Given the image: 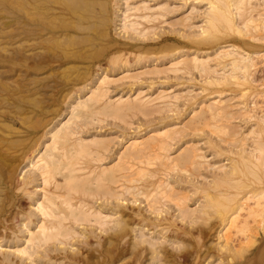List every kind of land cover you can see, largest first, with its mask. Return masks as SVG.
Here are the masks:
<instances>
[{
  "label": "rangeland",
  "instance_id": "374dc122",
  "mask_svg": "<svg viewBox=\"0 0 264 264\" xmlns=\"http://www.w3.org/2000/svg\"><path fill=\"white\" fill-rule=\"evenodd\" d=\"M22 0H0V98H3L4 96H6L5 98H4V100H2V102H1V100H0V110H1V108L2 109H5V110H8V111H5V110H1L0 111V141L2 142V140H3V142L1 143L0 142V148L2 149V150H0V158H1V160H0V165H2L3 167H1L0 166V186H1V188L0 189H3L4 190V192L5 193H3V191L2 190H0V196H2L0 199V207H1V205L3 206H6L5 207V210H4V212H0V263L1 264H18V263H20V264H29V263H31V264H53V263H55V264H74V262H75V264L77 263H79L80 262V264H126L127 263V261L129 262V261H133L134 260V253H136L135 252V250L136 251H138V250H141V249H144L145 247L146 248H148V250L146 251V252H144V255H146L144 258H146V259H144V258H142V260H141V262H140V264H162V263H165V264H186V263H189V264H227V262L229 263V264H264V253L263 254H260L259 252H260V249H261V247L263 246V244H264V225H263V220H262V217H261V221L259 220V219H257L258 217H256V219L259 221L258 223H257V221H256V219L254 220L253 218H252V220H250L251 218H249V224H252V225H249V226H252L251 228V230L250 231H248V232H246V233H243V235L241 236V233L242 232H240V234H239V232H237L236 231V229L234 230V228H232L231 229V231H229V232H232L233 231V233L236 235V233L235 232H237L238 233V236L236 235V236H234V234H233V237H231L232 235H231V233H228L229 235H230V237H231V239H230V241L232 240V243L229 241V245L231 246V247H233L234 246V248H237V250L238 249H241L240 247L241 246H243V245H241V243H242V241H244V243H242V244H244V249H248V250H242L243 252H242V254H241V252H240V254L241 255H238L237 256V254H236V256L234 255H231V256H229L228 258L230 259H225V261H224V259L222 258V256L221 255H223V254H221L222 253V251H221V249H220V251H218L219 250V247H221V245L224 243V241H225V238L223 237V235L222 234H224V236L226 235L227 236V232L225 231L226 230V228H225V225L227 224V223H224V225H223V223L222 222H220V221H222L221 219H223L220 215H218L217 214V212H216V210L213 208V207H206V205L208 204V201L206 202H204V199L205 200H208V197H206V193L208 192V190L210 189V192L211 193H213V191H215V190H211L212 188L214 189V182H216V180H217V182H218V180H220L219 179V176H220V174H224L225 173V171L228 169H231L232 167L231 166H234V165H236L237 164V166L238 165H240V166H238V168H240V169H243L242 171H244V169L245 168H242V167H244L243 165H242V163H243V160H244V158L242 159V156L243 157H246V156H248L247 158L249 159V158H251L249 155L251 154V153H254V154H257V155H259L258 153H257V150L254 148L256 145L258 146V144H254V143H252V139L253 138H258V135H260V131H258L257 129H258V127H260L261 128V125H262V127H264V124H263V120H264V40L262 39V41H260L259 39H260V35L259 34H261V38H262V36L264 35L263 33H262V31L260 32V30L257 32V33H259V34H257L255 31V33L254 32H252L251 31V37H248V34L250 33H243L242 32V34L241 33H239L238 31L239 30H228L227 28H224V27H220V30H219V32L220 33H222V34H216L215 35V37H217V40H219V41H217V40H215V38H214V40L215 41H212V40H210L209 38H208V40L206 39V41H205V39H203L202 37H200V36H198V34H200V31H201V28H202V26H205V19H206V17H204V16H206L205 15V10L206 9H209V5H208V3H206L207 2V0H201V4H200V1H198V0H142V1H144L145 3H146V5H147V3L149 4V5H147V6H149V7H151V8H156V7H158L159 5H161L162 3L165 5V7L166 8H164L163 9V12L161 11V10H157V12H156V14H155V16H157L158 17V19H160V17H161V19H160V22L159 21H156L157 20V17H156V19H154L155 20V22L153 21V22H150V23H146V22H144L143 23V25H145L147 28H151V31L152 32H149V33H147L148 31H150V29L148 30V31H146V29L147 28H143L144 30H143V32H144V34L143 35H145V36H143L141 33V35L142 36H140V34L138 33V32H135L134 30H132V29H128L127 28V30L128 31H126L125 29V27L123 26L124 24V20H125V16H124V13L128 10L127 8H131L132 6H134V5H136V4H141L140 2H142L141 0H110L109 2V11H108V15L105 13V18H107L108 17V19L109 20H111V21H107L106 23H102V20L101 19H97L96 21H94L95 23H96V25H94V28L92 27V24H90L91 26L88 28V29H90L91 28V30H84V31H79L78 30V32L76 31V32H74V31H71V37H73L74 39H72L70 36H58L57 34V36H52L50 33V35L48 34V35H45V36H47V38H49V39H47V43L45 42V45H44V47H43V53H44V55H43V53H42V55L40 56V55H37V54H33V57L34 56H36V58L35 59H33L32 57V59L33 60H26V58H25V54H26V48H25V44H24V38H23V33H24V28L25 27H23L24 26V20H23V18H24V11H23V9H24V6H22V5H24V4H22L23 2H21ZM140 1V2H139ZM193 1V2H192ZM197 1V2H196ZM203 1V2H202ZM205 1V2H204ZM113 2H114V4H113ZM138 2V3H137ZM144 2H142V3H144ZM126 3V4H125ZM136 3V4H135ZM161 3V4H160ZM192 3V4H191ZM199 4V6H198V4ZM204 3V4H203ZM111 4V5H110ZM113 4V5H112ZM130 4V6H128ZM162 4V5H163ZM116 5V6H115ZM155 5V6H154ZM196 5V6H195ZM207 5H208V7H207ZM113 6V7H112ZM127 6V7H126ZM154 6V7H153ZM116 7V8H115ZM125 7H126V9H125ZM207 7V8H206ZM111 8V9H110ZM119 9H120V11L122 12H120L119 11ZM166 9V10H165ZM113 10L114 11V13H113V11L111 12V11ZM165 10V11H164ZM125 11V12H124ZM131 10H128V12L131 14V15H134V11L131 13L130 12ZM207 11V10H206ZM119 12H120V14H119ZM118 13V14H117ZM128 13V14H129ZM255 14H257V11L256 12H254ZM158 14V15H157ZM122 15H123V17H122ZM138 15V14H137ZM161 15V16H160ZM23 16V17H22ZM160 16V17H159ZM246 16V15H245ZM109 17H111V19L109 18ZM131 17H133V16H131ZM187 18V19H186ZM204 18V19H203ZM59 19L60 20H63V17H59ZM186 19V20H185ZM112 20H113V22H112ZM57 21H59V20H57ZM100 23H99V22ZM109 22H111V23H109ZM203 22V23H202ZM237 22H239L240 24H242V21H240V20H237ZM153 23H155V24H153ZM239 23L237 24L238 26H240L239 25ZM99 24V25H98ZM100 24H101V26H100ZM111 26H110V25ZM148 24V25H147ZM86 26H88L87 24H85ZM103 25H106V26H103ZM152 25H154V26H152ZM156 25V26H155ZM200 25V26H199ZM202 25V26H201ZM243 25V24H242ZM100 27V29H98L97 27ZM95 27H96V29H98V30H96L95 29ZM125 29H124V28ZM152 27H156L154 30H152L153 28ZM93 28V29H92ZM104 28V29H103ZM105 28H106V30H105ZM103 29V30H102ZM100 30H102V32H103V34H101L102 32L100 31ZM223 30V31H222ZM225 30V31H224ZM90 31V32H89ZM133 31V32H132ZM226 31H229V32H227L226 33ZM235 31V32H234ZM237 31V32H236ZM97 32V33H96ZM98 32H101V33H98ZM108 32V33H107ZM134 32L136 33L135 35H134ZM140 32V31H139ZM231 32V33H230ZM233 32H234V35H233ZM241 32V31H240ZM79 33H81V34H79ZM83 33H85V35L83 34ZM93 33V34H92ZM104 33H107V34H105L104 35ZM133 33V34H132ZM146 33V34H145ZM218 33V32H217ZM225 35H224V34ZM235 33H238V35L237 34H235ZM254 33V34H253ZM72 34H74V35H72ZM87 34V35H86ZM101 34V35H100ZM139 36H138V35ZM229 36H228V35ZM257 34V35H256ZM263 34V35H262ZM75 35H77V36H75ZM80 35H81V37H83V36H87V38L86 37H84L85 38V40H83V39H81V41L78 39V36H79V38H80ZM99 35V36H98ZM107 35V36H106ZM246 35V36H245ZM250 35V34H249ZM254 36V38H256L257 37V39H258V41H257V39L255 40V39H253L252 37ZM255 35H256V37H255ZM49 36V37H48ZM91 36V37H90ZM102 36H104V37H102ZM135 38H133V37ZM185 36V37H184ZM52 37V38H51ZM53 37H56V39H57V41H54V38ZM66 37H68V38H70V39H63L62 41H66V43H61V42H59L60 41V38H66ZM91 39H90V38ZM98 37V38H97ZM132 37V38H131ZM259 37V38H258ZM76 38H77V41H76ZM92 38H93V40H92ZM199 38H201L200 40H203V41H205V42H203V41H198L199 40ZM50 39H51V41H50ZM55 39V40H56ZM96 39V40H95ZM198 39V40H197ZM221 39V40H220ZM249 39V40H248ZM53 40V41H52ZM68 40H70L69 41V43H68ZM71 40H72V42H71ZM224 40H226V41H224ZM255 40V41H254ZM74 41H76V42H74ZM80 41V42H79ZM82 41H84V42H82ZM89 41V42H88ZM92 41V42H91ZM210 41H212V43H210ZM223 41V42H222ZM23 42V43H22ZM53 44H52V43ZM56 42V43H55ZM57 42H58V44H57ZM88 42V43H87ZM201 42V43H200ZM203 42V43H202ZM220 42V43H219ZM222 42V43H221ZM255 42V43H254ZM55 43V44H54ZM64 46L65 44H73L72 46L70 45L69 47L67 46V47H63L61 44ZM76 43V44H75ZM80 45H79V44ZM82 43V44H81ZM219 43V44H218ZM227 43V44H226ZM235 43V44H234ZM260 43V44H259ZM92 44V45H91ZM114 44V45H113ZM116 44V45H115ZM225 44V45H224ZM230 44L231 45H236L237 46V48L238 49H240V50H244V51H246V52H249V53H253V55L255 54V53H258V52H260L259 53V56L260 57H255L256 58V60H255V63H256V70L254 71L253 70V73L255 72V75L252 73V71H251V74H253L252 76H251V79H250V77H247L246 78V81H245V78H244V81L243 80H241V79H243V77H242V73L241 74H239V75H241V79H238V80H232L231 79V76H229L230 75V72H229V70H231L232 71V68L230 67L231 65L230 64H228L229 65V68L227 67V63H228V61H229V63H230V57H228V58H225L224 59V61H223V59H221L220 57H218V51H219V49L220 48H228V46H230ZM239 44V45H238ZM245 44H247V45H245ZM248 44H253L254 45V47H253V45H248ZM258 44H259V46L260 45H262V46H260L259 48H258ZM46 45H48V46H46ZM54 45H56V46H54ZM77 45V46H76ZM86 45V46H85ZM110 45H113V46H110ZM219 45V46H218ZM223 45V46H222ZM227 45V46H226ZM233 45V46H234ZM243 47H242V46ZM256 45V46H255ZM49 46H51V47H49ZM61 46H62V48L63 49H60L61 48ZM88 46V47H87ZM90 46H92L93 48H91ZM212 46V47H211ZM215 46V47H214ZM224 46H226V47H224ZM241 46V47H240ZM55 47H57V48H54ZM60 47V48H59ZM82 47H84V50H85V52H84V50H83V48ZM87 47V48H86ZM105 47V48H104ZM67 49V50H65V49ZM76 48V49H75ZM86 48V49H85ZM99 48H101L102 50H100ZM186 48H188L187 50H186ZM189 48H191L190 50H189ZM200 48V49H199ZM210 48V49H209ZM241 48H243V49H241ZM244 48H246V49H244ZM25 49V50H24ZM47 49H50V52H51V50H53L52 52H53V54H50L49 55V50H48V52H47ZM72 49V50H71ZM89 49H91V50H89ZM105 49V50H104ZM5 50V51H4ZM46 50V51H45ZM57 50V51H56ZM64 50H65V52L67 53V54H73L72 52H70V51H73V50H75V51H73L74 52V54H76V53H79V50H80V53H82L83 52V55H84V57H81V58H78L77 56H75V55H68L67 57H66V55H63V53H65L64 52ZM77 50V51H76ZM93 50H95V51H93ZM100 50V51H99ZM115 50H117L118 52H116ZM200 50V51H199ZM210 50V51H209ZM214 50V51H213ZM251 50H252V52H251ZM25 53H24V52ZM57 52V54H55L54 55V52ZM67 51H69V52H67ZM82 51V52H81ZM89 51V52H88ZM105 51V52H104ZM189 51H190V53H189ZM204 51V52H203ZM207 51H208V53H207ZM47 52V53H46ZM51 52V53H52ZM63 52V53H62ZM76 52V53H75ZM88 52V53H87ZM194 52V53H193ZM262 52V53H261ZM46 53V54H45ZM94 53V54H93ZM114 53H117L118 55L116 56V54L114 55ZM206 53V54H205ZM217 53V54H216ZM48 54V55H47ZM60 54V55H59ZM87 54V55H86ZM89 54H91V55H89ZM113 54V55H112ZM188 55V56H193V55H199L200 56V54H201V56L200 57H204V58H207V57H211L213 60H214V58H213V56H215L216 58H217V60L219 59H221L220 61L218 60V61H216V58H215V62H211V60H210V62H208L209 63V65H211V66H208V67H206V69L208 68H211L212 67V69L210 70H208V73H206L207 72V70L206 69H201V68H195V67H191L192 66V64L190 65H188L189 66V68L190 69H184V68H182V67H180V70H178V72L177 71H175L174 73H172V72H170L169 71V69L170 70H174V68H172V67H169V66H171L170 65V62L172 61V60H174L176 57H178L179 55ZM217 56H216V55ZM61 56V58H59L58 57V59L55 57V56ZM38 56L39 57H42V59L41 58H39L38 59ZM49 56H51L50 58H49ZM111 56H113L112 58H111V60L109 59ZM118 56H121V57H118ZM124 56V57H123ZM141 57V59H140V57ZM53 57V58H52ZM65 57H66V59H67V61H65L66 59H65ZM72 57H74V58H72ZM76 57V58H75ZM80 57V56H79ZM87 57H89V58H87ZM117 57V58H116ZM125 57H126V60H124L125 59ZM173 57V58H172ZM175 57V58H174ZM262 57V58H261ZM30 58V59H31ZM56 58V59H55ZM86 58V59H85ZM115 58V59H114ZM122 58H123V61H122ZM136 58H139V59H136ZM146 58V59H145ZM171 58V59H170ZM37 59V60H36ZM47 60V62L49 61H51L50 63L48 62H45V60ZM51 59V60H50ZM71 59V60H70ZM73 59V60H72ZM76 59V60H75ZM118 59H119V61H118ZM133 61H131V60ZM136 59V60H135ZM142 59H145V61H143ZM147 59H151L153 62H151V61H149L148 62V60ZM229 59V60H228ZM25 60V61H24ZM39 60V61H38ZM42 60H44V62L41 61ZM53 60V61H52ZM77 61V62H75V61ZM120 60H121V63H119L120 62ZM140 60V61H139ZM208 60H209V58H208ZM26 61H28L27 63H26ZM38 61V62H37ZM73 61H74V63H73ZM85 61V62H84ZM110 61H112V63H109ZM114 61H117V63L116 62H114ZM136 61H137V64H136ZM142 61H143V63H142ZM148 63H147V62ZM226 61V62H225ZM40 62V63H39ZM88 62V63H87ZM127 62V63H126ZM131 62L132 63H134V64H131ZM15 63V64H14ZM26 63V64H25ZM34 63V64H33ZM68 63H70V64H68ZM82 65H81V64ZM119 63V65H117ZM128 63L130 64L129 66V68H128ZM140 63H142L141 65H140ZM216 63V64H215ZM28 64V65H27ZM32 64H33V66H35V67H32ZM38 66V68H36V65ZM49 65V67H48V65ZM58 64H60V65H58ZM65 64V65H64ZM66 64H67V66H69L68 68L69 69H67V66H66ZM74 65V66H70V65ZM79 64V66H77V65ZM85 64V65H84ZM91 64V65H90ZM94 64V65H93ZM114 64V65H113ZM144 64V65H143ZM221 64V65H220ZM223 64V65H222ZM24 65H27V66H24ZM44 65V66H43ZM51 65V66H50ZM53 65V66H52ZM84 65V66H83ZM93 65V66H92ZM124 67H123V66ZM155 65V66H154ZM217 65V66H216ZM218 65H220V67H218ZM225 65H226V67L228 68V69H226V68H224L225 67ZM14 66V68H12ZM58 66V67H57ZM60 66H62L63 67V69H64V71L62 72V67L60 68ZM77 68H76V67ZM81 66V67H80ZM92 66V67H91ZM118 66V67H117ZM123 68H122V67ZM194 66V65H193ZM214 66V67H213ZM223 66V67H222ZM31 67V68H30ZM39 67H41L40 69H39ZM43 67L45 68V71H44V69H43ZM55 67V68H54ZM71 67H72V69H71ZM101 69H100V68ZM106 67H108V68H106ZM26 68L28 69L27 71H26ZM82 68V69H81ZM92 68V69H91ZM119 68H121V69H119ZM126 68V69H125ZM166 68H167V70L170 72H168V73H166L165 74V70H166ZM169 68V69H168ZM194 70H193V69ZM216 68V70H214ZM31 69V70H30ZM38 69H39V71H38ZM42 69V70H41ZM54 69H55V72H54ZM59 69V70H58ZM67 69V70H66ZM83 69H85V70H83ZM89 69V70H88ZM108 69V70H107ZM152 69V70H151ZM182 69H184V71L187 73V71H190V72H188L189 74H186V73H182ZM196 69V70H195ZM200 70L201 69V71L202 70H204L205 71V73H204V71L203 72H198L197 70ZM218 69V70H217ZM226 69V70H225ZM36 70V71H35ZM88 70V71H87ZM103 70V71H102ZM154 70L155 71H157L158 70V72L161 70L162 71V73H160V74H158V72H155L154 73ZM193 70V71H192ZM225 70V71H224ZM18 72V73H16V72ZM42 71V72H41ZM49 71V72H48ZM54 73H53V72ZM83 71H85V73H83ZM89 71H90V74H89ZM91 71H93V72H91ZM101 71V72H100ZM126 71H128V73H130L129 75L130 76H136L137 78H133V77H131L130 79H129V76H127L128 77V79H125V78H127V77H125V76H122L123 74H125L126 73ZM160 71V72H161ZM181 71V72H180ZM183 71V72H184ZM213 71H215V72H213ZM223 71V73L224 74H226L227 75V73L229 72V74H228V76H224L223 75V73H221ZM59 72H61V73H59ZM84 75H82L81 73ZM105 72V73H104ZM145 72H147V73H149V72H152L153 73V75H151L152 73H149V74H146ZM164 72V73H163ZM177 72V73H176ZM217 72H219L220 74V76L218 75V73ZM227 72V73H226ZM63 73H65V74H63ZM69 73V74H68ZM97 73V74H96ZM112 73V74H111ZM140 73H141V75H140ZM157 73V75H155ZM201 73H204V74H201ZM210 73H211V76H210ZM216 73V74H215ZM15 74V75H14ZM50 74V75H49ZM79 74H81L79 77H81V79L79 78V77H77V79L75 78L77 75H79ZM96 74V75H95ZM104 74H107V75H109V76H111V77H114V78H118V79H120L119 77L120 76H122L121 77V81H116V82H114L113 80L112 81H110L109 82V84H107L106 85V89L108 88L109 89V91H107V96H109V99H114V98H116L117 99V97L118 98H120V97H123V98H125V97H133V96H135L137 93H139V92H141V95H143V96H145V97H156V96H158L159 94L161 95H163L162 97L163 98H161V99H159V100H157L156 99V101L154 100L148 107H150L151 106V108L152 107H154V106H156L157 104L159 105V104H161V103H165V104H161V105H159V107L157 108H155V111H157V114L156 113H154L153 112V110L151 109V108H146V110L147 111H149V112H145L146 110H145V108H143V109H141V110H143V111H140V113L138 114V109L137 110H135L136 112H134V109H133V111H131V110H129L128 111V114L126 113L125 114V112L123 113V115H121L122 117L124 116V118H125V116L126 115H128V116H126L127 117V119L126 120H124V119H120V118H122L121 116L119 117H117V115L116 116H114V115H112V114H110V112L109 111H99V112H101V113H103V115H99V114H101V113H96V114H93L92 116L93 117H91V115H90V117L89 116H86V118L87 119H85V118H81L82 119V124H81V119L77 122L78 123V125L80 126L79 127V132L81 131V132H83V133H78V135L77 136H79L80 135V137H84V138H88V137H91L92 135H103L104 137H106V138H108L109 140L108 141H110V139H112L113 141H112V144L111 143H107V145L109 146V148H110V146H111V148H110V150H108L107 149V151L106 150H102V151H100L101 152V156L102 157H104L105 159L103 160V158L101 157V159L103 160V162H102V164H101V159H100V157H98V155L97 154H92V157L89 155V156H87V157H89V158H87V160H85V158L86 157H84V159H83V161H85V163L90 167V166H92V164H93V162H94V164H93V166L91 167V169H93V168H99V167H101V166H103V165H110V164H114L115 162H117V160L119 159V157H117V156H119V154H121V150H122V148H123V146L125 145V144H127L129 141H131L132 139H142V138H144V137H146L147 135H149L152 131H154V130H161V128L162 129H164V128H170V127H174V125L176 126V125H178V126H176L175 128H177L179 131L181 130V132L183 133L182 135H183V137L181 136V132H179L178 130L176 131L177 133L179 132V134H180V136L181 137H179V138H175L174 136H176L175 134H177L176 132L175 133H173L174 134V136H173V138H172V140H170L169 138L167 139V141L168 140H170V141H168V145H165V147L166 146H168V147H166L167 149H165V150H160V149H157V148H155V149H153V151L152 152H154V153H156V154H154V155H152L151 154V152H150V154L152 155V158H153V156H154V158H155V155H157V154H159L160 153V151H161V153L159 154V156H163L164 154L165 155H168V153H169V156L171 157L172 156V158L173 157H176L177 155H179L178 153H181V148L183 149V148H185L186 149V147L188 146V147H190L191 146V148L193 147L192 145H197L196 147L194 146V148L193 149H195L196 148V151H197V149H198V151H200L199 153L201 154V155H203L204 157H203V159L201 158H199V159H197L196 161H198L199 162V165L201 164V160H202V164H201V168L203 167V166H205V167H203L202 169L200 168V170L199 169H197V167H199V166H196V164H195V166H193V167H191L190 168V166H191V164L189 165L188 163H187V166L189 167H187V166H184V168H186L187 167V169L189 170H187L188 171V173H192L193 175H194V177H193V175L190 173V175H188V174H186V172L187 171H185V172H183L184 170H186V169H184L183 168V166H181V164H180V166H177V167H174L173 165V168L171 167V166H168L167 168H170L171 167V169L173 170V171H171V169H165V167H162V162H161V157H159L158 156V158H160V162H158V164L156 163V162H154V161H156V160H154V161H152V162H150L148 159H151V155L149 154V152L148 153H146L144 156H145V159H144V156L142 157V158H140V159H142V160H140L139 159V161H142V164H138L139 162H137L138 160H136V159H134V160H129L130 162H132L131 163V165L132 166H134L133 168H132V172H130V173H133L134 171L136 172L138 169H142V168H144V169H147V171L149 172V174H150V177L148 178V179H146V181H144V180H139L138 182H134V183H128V182H125L124 183V181L123 180H121V182L119 183L120 184V188L118 187L117 188V186H116V184H115V186H114V183H111V184H113L112 185V187L114 188V189H121V188H123L124 186H130V187H134V189L132 190V191H130V192H123V191H121V190H119L121 193H122V195L124 196H122L121 197V199H124V201H126V203H124V201L123 200H121V199H118L117 201L119 202V204L117 205V201H116V197H109V195H106L105 197H106V200L105 199H103V198H105V197H101V198H98L101 194H99V193H97V196H96V192L94 193V197L93 196H88L87 194V196L86 197H84V198H87V200H89V203L90 204H93L94 205V207H97V208H99V207H101L102 208V210H103V212L104 213H107V214H110V215H113V219H112V216H111V219H112V221H110L109 222V224L107 225V226H109V227H104V228H100V227H98V225H96V224H94V223H86V222H84L83 224H81V226H80V224H77V225H75L74 227L76 228V230H77V232L79 233H77V234H75L72 238L73 239H69L68 241L66 240V242H64L65 243V246H64V243H60V242H58V241H53V242H55V243H52V242H50L49 244H47L46 245V247L48 248V250H47V248L44 246V247H41V248H39V249H37L38 250V253L39 252H41V254H37V250H36V253L34 254L33 253V255L35 256V257H29L30 259L31 258H34V261L32 260V262H31V260L29 259L28 260V255L26 256V254H21V256L20 255H17V254H14L16 251H17V249L15 248V247H17L18 249H20L21 247H23L24 245H27L23 240L25 239V237H26V235H23V232H24V234H26V231H24V230H27V228H31V229H33V230H35L36 229V225H37V223H39L40 221H41V217L40 216H38L39 214H38V210L36 209V207L35 206H37V203H36V200H41V198L43 197L42 195H43V190L44 189H48V191H50L52 188H53V190H54V182L48 187V188H46L47 186H43V180H41V177L39 178V176H38V178L36 177L35 178V176H33L34 175V172H32V171H34V170H31V169H34L33 168V166L31 165V163H30V161H32L33 159H34V161H35V156L37 157V155L38 154H41V153H43L44 151H45V149H46V146H45V144H49L50 143V140H51V134H49V133H51L50 131L56 126V125H58L61 121H63L64 119H66L67 117H68V115L70 114L71 115V111H72V109L70 110V108L72 107V105H74L75 103H76V101H77V99H80V98H85L86 96H88L89 94H90V88H93V87H96L97 85H98V79L97 78H100L102 75H104ZM143 74V75H142ZM145 74V75H144ZM250 74V75H251ZM44 75V76H43ZM62 75V76H61ZM87 75H89V76H87ZM100 75V76H99ZM209 75V76H208ZM224 76V77H228L227 79H225V78H223L222 76ZM64 76V77H63ZM83 76V77H82ZM213 76V77H212ZM216 76V77H215ZM221 78H219V77ZM69 78L68 80L66 79V78ZM87 77V78H86ZM124 77V79H122ZM209 77V78H208ZM86 78V79H85ZM215 78V79H214ZM216 78H218V79H216ZM255 80H254V79ZM78 79H80V80H78ZM118 79H116V80H118ZM134 79V80H133ZM220 79V80H219ZM76 82H75V81ZM84 80V81H83ZM93 80V81H92ZM127 80H129V81H127ZM133 80V81H132ZM218 82H217V81ZM222 80V81H221ZM225 80V81H224ZM248 80V81H247ZM253 80V81H252ZM89 81V82H88ZM91 81V82H90ZM217 83H216V82ZM14 82V83H13ZM53 82V83H52ZM75 82V83H74ZM83 82V83H82ZM207 82H209L210 84H208ZM253 83L254 82V84H249L248 85V83ZM79 83V84H78ZM85 83H87L88 84V86H87V84H85ZM3 84V85H2ZM17 84V85H16ZM75 84V85H74ZM91 84V85H90ZM234 84H237V85H234ZM239 84V85H238ZM241 84V85H240ZM31 85V86H30ZM49 85V86H48ZM83 85V86H82ZM85 85V86H84ZM209 85V86H208ZM219 85V86H218ZM227 86V85H231V87H229V86H227V87H225V86ZM233 85V86H232ZM250 85H252V86H250ZM4 86H6V87H4ZM9 88H8V87ZM80 86H81V88H80ZM90 86V87H89ZM107 86H109V87H107ZM204 86V87H203ZM239 86V87H238ZM247 87V89H246V87ZM257 86V87H256ZM4 87V88H3ZM72 87V88H71ZM74 87V88H73ZM86 87H88L87 89H86ZM213 87V88H212ZM216 87H219V88H216ZM237 87V88H236ZM252 87V88H251ZM7 88H8V92H7ZM14 88H16L15 90H14ZM76 88V89H75ZM83 88H85L86 89V91L83 89ZM214 88H216L217 90H215ZM242 88H243V90H242ZM6 89V90H5ZM20 89V90H19ZM72 89H73V91H72ZM79 89V90H78ZM82 91H81V90ZM206 91H205V90ZM213 89V90H212ZM223 90V92H222V90ZM232 89V90H231ZM237 89V90H236ZM256 90V91H254V90ZM10 90V91H9ZM71 90V94H68V95H64V92L66 93V92H69ZM204 90V91H203ZM208 90V91H207ZM224 90H225V92H224ZM230 90V91H229ZM260 90V91H259ZM15 91H17V92H15ZM19 91V92H18ZM85 91V92H84ZM160 91H162V92H160ZM209 91H210V93H209ZM214 91V93H211V92H213ZM237 91H238V93H237ZM241 91V92H240ZM243 91H245L244 93L246 94V92H247V94L246 95H244L243 94ZM254 91V92H253ZM2 92V93H1ZM11 94H10V93ZM15 92V93H14ZM82 92H84V93H82ZM88 92V93H87ZM206 92H208V93H206ZM216 92V93H215ZM227 92V93H226ZM236 92V93H235ZM256 92V93H255ZM262 92V93H261ZM4 93V94H3ZM24 93V94H23ZM78 93V94H77ZM222 93H224L225 95H223ZM230 93V94H229ZM241 93H242V98L241 97H239V95L241 96ZM252 93V94H251ZM261 93V94H260ZM9 94V95H8ZM23 94V95H22ZM31 94V95H30ZM34 94V95H33ZM35 94H36V97L34 98L33 96H35ZM75 94V95H74ZM82 94V95H81ZM214 94V95H213ZM216 94V95H215ZM218 94V95H217ZM258 96H257V95ZM14 97H13V96ZM16 95H18L17 97H16ZM19 95H21V96H19ZM33 95V96H32ZM38 95V96H37ZM56 95V96H55ZM62 95H64V97L62 96ZM76 95H77V97H76ZM81 95V96H80ZM169 95H170V97H169ZM223 95V96H222ZM251 95H253V97H251ZM257 96V98H255L256 96ZM55 96V97H54ZM58 96V97H57ZM215 96V97H214ZM221 96V97H220ZM245 96V97H244ZM255 96V97H254ZM21 99H20V98ZM29 97H30V99H29ZM32 97H33V99H32ZM60 97V98H59ZM64 98V100H63V98ZM79 97V98H78ZM165 97V98H164ZM167 97V98H166ZM207 97V98H206ZM251 97V98H250ZM12 98V99H11ZM58 98V99H57ZM61 98H62V100H61ZM68 98V99H67ZM72 98V99H71ZM204 98V99H203ZM218 98V99H217ZM5 99H7V100H5ZM25 99V100H24ZM34 99H36V101H34ZM57 99V100H56ZM162 99H165L164 101H160V100H162ZM232 101H231V100ZM243 99H245L246 101H242ZM12 103H8L9 101ZM23 100V101H22ZM59 100V101H58ZM66 100H67V102H66ZM115 100V99H114ZM213 100H222V106L224 107L223 109H221V111L223 112V111H226V113L224 112L223 114H222V112L220 113V114H222V115H218V114H216L217 115V117L216 116H210V115H212V114H210L209 112H204V113H201L203 116H205V118H207V117H209L210 118V120L212 119V121H210V120H205V118L204 117H202L201 116V114H199V112H200V109H201V107H202V103H204V105H206V104H209L210 102H212ZM230 100V103L228 102V101ZM240 100V101H239ZM255 100H257L258 102H256ZM4 101V102H3ZM13 101V102H12ZM26 101V102H25ZM33 102V104H36V105H34L33 106V104H32V102ZM73 101V102H72ZM160 101V102H159ZM226 101V102H225ZM235 101V102H234ZM247 101H251L250 103H252V105L253 106H251V104L249 103V102H247ZM20 102V103H19ZM28 102H31V104L30 103H28ZM70 102V103H69ZM169 102H171V103H169ZM223 102H225V103H223ZM228 102V103H227ZM245 102H246V104H245ZM3 103V104H2ZM5 103V104H4ZM6 103H8L9 105H11V106H8V105H6ZM21 103H23V104H21ZM64 103H66V104H64ZM72 103V104H71ZM157 103V104H156ZM170 105H169V104ZM189 103H191V104H189ZM232 103V104H231ZM255 103H257L256 105H254ZM14 104V105H13ZM54 104V105H53ZM70 104V105H69ZM156 104V105H155ZM198 104V105H197ZM225 104V105H224ZM240 105L239 107H237V108H235V105ZM241 104H244V105H241ZM6 107H5V106ZM24 105V106H23ZM27 105H29V107H27ZM42 105H44V106H42ZM66 105V106H65ZM69 105V106H68ZM154 105V106H153ZM228 105H229V107H228ZM230 105H233V108L232 107H230ZM247 105H249V106H247ZM17 106H20V107H17ZM49 106V107H48ZM162 106H166L165 107V109L162 107ZM200 106V107H199ZM5 107V108H4ZM14 107V108H13ZM52 107H56L54 110H56V111H54L53 110V108L51 109ZM168 107H170V108H168ZM226 107H228L229 108V110L226 108ZM247 107V108H246ZM7 108V109H6ZM11 108H13V109H11ZM19 108L20 109H22V110H24V111H22V110H19ZM24 108V109H23ZM34 108V109H33ZM48 108V109H47ZM153 108V109H154ZM167 108V109H166ZM235 108V109H234ZM249 108H250V110H249ZM11 109V110H10ZM17 109H18V111H17ZM59 109H60V111H59ZM66 109V110H65ZM151 111H150V110ZM156 109H158V110H156ZM159 109H161V111H159ZM197 109V110H196ZM226 109V110H225ZM241 109H243V111H241ZM245 109V110H244ZM252 109L255 111V113H254V111H252ZM16 110V111H15ZM27 110V111H26ZM29 110V111H28ZM30 110L32 111V112H30ZM44 110V111H43ZM46 110H47V112H46ZM165 110V111H164ZM193 110V111H192ZM10 111V112H9ZM19 111H21V114L19 113ZM64 111H66V112H64ZM158 111L159 112H163V113H158ZM194 111H198V114H199V117L201 116V119L202 120H204V121H206L205 123L206 124H209V126L211 125L212 126V124H213V126H212V128L210 129V127H208V125H206L205 123H203L204 121H202L201 122V119L199 118V117H194L193 116V113H194ZM231 111L233 112V111H235V115H234V113H232L234 116H232V114L230 115L229 113H231ZM248 111H250V113L248 112ZM252 111V112H251ZM2 112V113H1ZM9 112V113H8ZM16 113L15 115H14V113ZM17 112H18V114H20L19 116L17 115ZM26 112V113H25ZM35 112V113H34ZM41 112H42V114H41ZM51 112V113H50ZM108 112H109V114H108ZM151 112H153L154 113V115H156V117L155 116H153V118L155 119H152L151 118V116H152V113ZM193 112V113H192ZM241 114V115H243V116H241L239 113ZM242 112H245L246 114L245 115H248V113H249V115H250V117H249V120H247L248 119V116H244V113H242ZM256 112H257V114H256ZM3 113H5V114H3ZM13 113V114H12ZM29 113H32V114H29ZM34 113V114H33ZM46 113H48V114H46ZM61 113V114H60ZM105 113L106 114H108V115H110V116H108L107 118H106V116H105ZM131 113H133L132 114V116H130L131 115ZM135 113H137V114H135ZM207 113V114H206ZM209 113V114H208ZM55 114V116H53ZM57 114V115H56ZM143 114H149V115H151V116H149V119H146V118H148L146 115V117H144L143 116ZM205 114V115H204ZM228 114V116L227 117H224V115L226 116ZM255 114L257 115V116H261L262 118H259V117H257V116H255ZM10 115V116H9ZM27 115H29L30 117L29 118H31V119H29L28 118V116ZM37 115V116H36ZM39 115V116H38ZM41 115V116H40ZM50 115H52V116H50ZM99 115V116H98ZM207 115V116H206ZM13 116H15L14 118H13ZM27 116V117H26ZM35 116H36V118H35ZM44 116L46 117V119H44ZM60 116V117H59ZM101 116V117H100ZM229 116H232V120L229 122V118H231V117H229ZM20 117H21V119H20ZM23 117H26V120L25 121H27V122H23ZM34 117V118H33ZM48 117H50V118H48ZM90 119H89V118ZM221 117H223L224 119H222ZM253 117V118H252ZM257 117V119H254V118H256ZM106 119V120H104V122H102L103 120H99V122H97V123H93L94 122V119ZM191 120H193V119H195V118H197L196 119V122L197 123H195V121L193 120V121H191L190 122V119ZM216 118V119H215ZM218 118L220 119V120H218ZM226 118V119H225ZM227 118L229 119L228 121H227ZM4 119V120H3ZM27 119H29V121L27 120ZM35 119V120H34ZM43 119V120H42ZM83 119H84V122H83ZM213 119H215V120H213ZM24 123V124H22V122ZM52 120V121H51ZM87 120V121H86ZM89 120V121H88ZM153 120V121H152ZM198 120H199V123H198ZM222 120V121H221ZM226 120V121H225ZM260 120H262V121H260ZM12 121V122H11ZM19 121V122H18ZM33 121V122H32ZM43 121H45V123L43 122ZM50 121V122H49ZM56 121H57V123H56ZM90 122V124H91V122H92V124L90 125V126H88L89 125V123H86V122ZM100 121H101V123H100ZM178 121V122H177ZM187 121H189V123H191V124H193V127H194V125H196V124H198V125H196V127L198 128L197 130L196 129H194L195 130V132L193 131V127H192V125L191 124H186L187 123ZM211 122V124L210 123H208V122ZM213 121H215V122H213ZM217 121H221V122H223V123H225L224 125H223V123H221V122H217ZM225 121V122H224ZM258 121V122H257ZM28 122H29V125H25V124H28ZM41 123V125H40V123ZM42 122L44 123V124H42ZM79 122H80V124H79ZM95 122H96V120H95ZM2 123H3V125H2ZM4 123L6 124L7 123V126H8V124H12L11 125V129L9 128L8 129V127H6V126H4ZM32 123V124H31ZM86 123V124H85ZM183 123V124H182ZM216 125H215V124ZM228 123V124H227ZM230 123V124H229ZM52 124H53V126H52ZM54 124H55V126H54ZM185 124V125H184ZM200 124H201V126H205V127H198V126H200ZM219 124V125H218ZM258 124H259V126H258ZM38 126V128H37V126ZM40 125V126H39ZM82 125H84V127L86 128V126L85 125H87V128H86V130H85V128L82 126ZM185 126V128L184 127H181V126ZM187 125H190L191 126V131H190V129L189 128H187L186 129V127H187ZM214 125H215V127L217 128V130H215V128H213L214 127ZM226 125H227V127H226ZM229 125V126H228ZM230 125H231V127L233 128L234 127V129L235 130H233L232 131V129H231V127H230ZM10 126V125H9ZM23 126V127H22ZM29 126H32L31 128L29 127ZM46 126V127H45ZM51 126H52V128H51ZM158 128H157V127ZM223 126V127H222ZM253 126H254V135L256 134V136H254L252 133H250L249 134V132L250 131H253V130H251L252 128H253ZM13 127H15V129L16 130H13ZM25 127V128H24ZM221 127H222V129H221ZM230 127V128H229ZM17 128H19V129H21V130H17ZM44 128V129H43ZM84 128V129H83ZM182 128V129H181ZM186 130V131H188L187 133H188V135H186V133L184 132V129ZM195 128V127H194ZM204 129L203 131L202 130H200V129ZM206 128V129H205ZM219 128V129H218ZM225 130H224V129ZM226 128H227V131H226ZM32 129V130H31ZM36 129V130H35ZM39 129V130H38ZM51 129V130H50ZM222 130V132L221 131H219V130ZM231 131H230V130ZM44 130V131H43ZM230 132H232V133H230ZM260 130V129H259ZM2 131V132H1ZM4 131V132H3ZM15 131V132H14ZM18 131V132H17ZM31 131V132H30ZM140 131V132H139ZM220 132V133H222V134H217V132L215 133V134H217L218 135V137H217V135H215L213 132ZM223 131H226V132H228V134H224V132ZM5 132L6 133H13L12 135L11 134H5ZM35 132V133H34ZM41 132V133H40ZM44 132H46L45 134H44ZM49 132V133H48ZM87 132V133H86ZM225 132V133H226ZM235 132H236V134H238L237 136H236V134H235ZM259 132V133H258ZM15 133H17V134H15ZM20 133V134H19ZM102 133V134H101ZM109 133V134H108ZM257 133H258V135H257ZM35 134V135H34ZM43 134V135H42ZM87 134H89V135H87ZM90 134H92V135H90ZM133 135V136H131V135ZM185 134V135H184ZM224 134V136H222ZM247 134H249V135H247ZM1 135H2V138H1ZM4 135V136H3ZM87 135V136H86ZM110 135V136H109ZM227 135H228V137H227ZM229 135H231V136H229ZM234 135V136H233ZM245 135H247L248 137L250 136V135H252L251 137H253L252 139H249L247 136H245ZM12 136V137H11ZM32 136V137H31ZM48 136H49V138H48ZM177 136H179V135H177ZM236 136V137H235ZM242 136V137H241ZM263 136H264V132H263ZM4 137V138H3ZM28 137H30L31 138V140H30V138L28 139ZM43 137V138H42ZM185 137V138H184ZM219 137H220V140H219ZM233 138V139H231V138ZM243 137H244V139H243ZM245 137L247 138L246 139V141H243V142H245L246 144H242L243 142H241V144L243 145H241V144H237V142L238 141H232V140H234V138H235V140H237V138H240V140L242 139V140H245ZM250 137V138H251ZM11 141L12 140V142H10V143H15V142H17V139H19L18 140V142L20 143V144H22V146L20 145V144H18V142H17V145H16V143L15 144H13L14 145V147H13V145H10V144H7V141H8V139ZM34 138H36L38 141H36L38 144H39V142H40V144L38 145V146H35V145H37V143L35 142V140L36 139H34ZM39 138H41V139H39ZM225 140H224V139ZM262 138V137H261ZM13 139H15L16 141L14 142V140ZM24 139V140H23ZM44 139V140H43ZM128 139V140H127ZM176 139H178V140H176ZM210 139H213V140H210ZM5 140H6V142H5ZM23 140V141H22ZM28 140V141H27ZM34 140V141H33ZM40 140V141H39ZM191 140H193V141H191ZM223 140V141H222ZM241 140V141H242ZM255 139H253V142H255V143H257V141H263L264 140V137H263V139H260V138H258L257 140H255ZM20 141H22V142H20ZM27 141V142H26ZM33 141V142H32ZM107 141V142H108ZM177 141V142H176ZM181 141V142H180ZM212 141H213V143L214 144H216V145H213L212 144ZM6 143V145H5V143ZM35 142V143H34ZM145 143L146 142H149V141H147V140H145L144 141ZM176 142V143H175ZM183 142V143H182ZM190 142V144H191V142L193 143V144H188ZM264 142V141H263ZM4 143V144H3ZM25 145H24V144ZM27 143H29V144H27ZM210 143V144H209ZM240 143V142H239ZM3 144V145H2ZM34 144V145H33ZM44 144V145H43ZM185 144L187 145V146H185ZM213 145V148L210 146V145ZM8 145H10L9 147H11V148H9L8 147ZM43 145V146H42ZM170 145L172 146L173 145V147L172 148H170L169 149V147H170ZM240 145V146H239ZM3 146V147H2ZM23 146H25V147H23ZM33 146V147H32ZM185 146V147H184ZM218 146H220L219 148H220V150H218L219 148H217L216 149V147H218ZM252 146H253V148H254V150H256V152L255 151H253V148H252ZM5 147H7L6 149V151H5ZM241 147V148H240ZM251 147V148H250ZM20 148V149H19ZM28 148V149H27ZM33 148V149H32ZM35 148V149H34ZM223 148V149H222ZM232 148V149H231ZM238 148V149H237ZM243 148V149H242ZM257 148V147H256ZM16 151H15V150ZM24 151H23V150ZM44 149V150H43ZM114 149V150H113ZM118 149V150H117ZM185 149H183V150H185ZM221 149L223 150L222 152L223 153H221ZM231 149V150H230ZM237 149V150H236ZM247 149V150H246ZM250 149V150H249ZM4 150V151H3ZM9 150V151H8ZM22 150V151H21ZM29 150V151H28ZM32 150V151H31ZM118 151V153H116V151ZM158 150H160V151H158ZM168 151V153H167V151ZM169 150H170V152H169ZM181 150V151H180ZM248 150L249 151H251V152H248ZM3 151V152H2ZM14 151V152H13ZM31 151V152H30ZM40 151V152H39ZM104 151H106V152H104ZM109 151H112V152H109ZM166 151V153H164ZM217 151V152H216ZM227 151V152H226ZM230 151V152H229ZM10 154H9V153ZM13 152V153H12ZM15 152H17L16 154H14ZM19 152V153H18ZM22 154H21V153ZM28 152H30V153H28ZM109 152V153H108ZM206 154H204V153ZM224 152H226V153H224ZM228 152L230 153V154H228ZM233 152V153H232ZM238 152H239V154H241L240 156H241V158L239 157V156H237V155H239L238 154ZM242 152H243V154H242ZM246 152V153H245ZM248 152V153H247ZM4 153V154H3ZM23 153H27V154H23ZM33 153V154H32ZM35 153V154H34ZM102 153H103V155H102ZM105 153V154H104ZM107 153V154H106ZM182 153H184V152H182ZM245 153V154H244ZM250 153V154H249ZM12 154H14L13 156H12ZM20 154V155H19ZM149 154V155H148ZM199 154V155H200ZM249 154V155H248ZM7 155V156H6ZM9 155V156H8ZM18 155V156H17ZM24 155V156H23ZM32 155V156H31ZM96 155V156H95ZM104 155H106V156H104ZM164 155V156H165ZM174 155V156H173ZM176 155V156H175ZM2 156V157H1ZM11 156V157H10ZM23 156V157H22ZM27 156V157H26ZM149 156V158L146 160V158ZM206 156V157H205ZM231 156V157H230ZM234 156V157H233ZM253 156V155H252ZM6 157H7V159H6ZM15 157V158H14ZM95 157H98V159L96 158L95 159ZM157 157V156H156ZM18 158V159H17ZM21 158V159H20ZM24 158H26V159H24ZM158 158H157V161H158ZM204 158H205V160H206V158H207V160L205 161L204 160ZM228 158V159H227ZM238 158V159H237ZM13 159H16V160H13ZM31 159V160H30ZM91 159H92V161H91ZM94 159H95V161H97L98 160V162H95L94 161ZM99 159H100V161H99ZM240 159H242V161L240 160ZM7 162H5V161ZM25 160V161H24ZM108 160V161H107ZM136 160V161H135ZM208 160H210V161H208ZM232 160V163L230 162ZM236 162H235V161ZM1 161H4L3 163L1 162ZM12 161H13V163H12ZM15 161H18V162H15ZM19 161H21L20 163H19ZM24 161V162H23ZM89 161V162H88ZM106 161V162H105ZM128 161V162H129ZM134 161V162H133ZM234 161V162H233ZM239 161H241V163L239 162V164H238V162ZM150 163L149 165H146L145 163ZM203 162L206 164V165H203ZM16 163V165L14 166V164ZM24 163V164H23ZM84 163V164H85ZM100 163V164H99ZM209 163V164H208ZM235 163V164H234ZM6 164V165H5ZM95 164H98V165H95ZM139 165L138 167L137 166H135V165ZM144 164V165H143ZM151 164H156V165H151ZM210 164H212V165H210ZM216 165L217 164V166H215L214 167V165ZM218 164H219V166L220 167H223V168H218ZM220 164H222V165H220ZM5 165V166H4ZM11 165V166H10ZM23 165V166H22ZM31 165V166H30ZM184 165H185V163H184ZM203 165V166H202ZM230 165V166H229ZM7 166V167H6ZM14 168H13V167ZM18 166H19V168H18ZM25 166H27V167H25ZM31 168H30V167ZM148 166V167H147ZM225 166V167H224ZM5 167H6V169H5ZM138 169H137V168ZM162 169H161V168ZM179 167H181V168H179ZM19 169V171H18V169ZM23 168V169H22ZM30 168V169H29ZM150 168V169H149ZM152 168V169H151ZM157 168L158 169H161V170H163V171H161V170H157ZM176 168H178V169H176ZM182 168L184 169V170H182ZM193 168V169H192ZM216 168V169H215ZM224 168H226V169H224ZM5 169V170H4ZM22 169V170H21ZM180 169V170H179ZM191 169L193 170V171H196V169H197V173L196 172H193V171H191ZM220 170V171H222L223 172V170H225L223 173L222 172H218V175H216V171H218V170ZM2 170V171H1ZM7 170V171H6ZM13 170V171H12ZM31 170V171H30ZM152 170V171H151ZM166 172H165V171ZM174 170H177V172L175 171V173H173L174 172ZM179 170V171H178ZM227 170V171H228ZM259 173V175L260 176H262V174H261V171H259L258 169H256ZM4 171V173H2ZM8 172L9 171V173L8 174H10V175H8L7 174V176H6V172ZM11 171V172H10ZM15 171V172H14ZM20 171H21V173H20ZM24 171H25V173H24ZM29 172V174L27 173L26 174V172ZM146 171V172H147ZM157 171V172H156ZM18 172V173H17ZM32 172V173H31ZM152 172H154V173H152ZM158 172H159V176H158ZM164 172V173H163ZM181 172V173H180ZM245 174L246 175H243L242 176V174L243 173H236V174H234L233 175V177H234V180H239L240 179V181H241V183H243V179H244V185L245 184H247V185H251V183H252V185L249 187V186H247V187H245L243 184H241L240 185V183H238V187L240 188H242L243 186V188H242V190H239V188L238 187H236V186H230V188L228 187V191H232L231 193H239L238 195H237V197L239 196V198H245V197H247V196H249V193H250V195H253V189H254V191H257V190H259V189H261V188H263V186H264V179H262V182H261V180H257L256 178L255 179H253L254 177H253V175H251V174H249L248 172H247V170L245 169ZM16 173L18 174V176H20V175H23V176H26V177H23L22 176V179H20L21 177H19L18 178V176H16ZM20 173V174H19ZM22 173H24V174H22ZM118 173V172H117ZM129 173V172H128ZM166 173H168L167 175H166ZM173 173V175H170V174H172ZM180 175H179V174ZM184 175H183V174ZM11 174H12V176H11ZM15 174V175H14ZM151 174H155V176L154 175H151ZM177 175V176H175V175ZM181 174H182V176H181ZM238 174V175H237ZM248 174V175H247ZM14 175V176H13ZM29 175H30V177H29ZM148 175V174H147ZM165 175V176H164ZM169 175H170V177H169ZM196 175V176H195ZM199 175V176H198ZM201 175V176H200ZM215 175V176H214ZM221 175V176H222ZM237 175V176H236ZM152 176H154V177H152ZM157 176V177H156ZM162 176H163V178H162ZM173 176H175V177H173ZM190 176V177H189ZM192 176V177H191ZM198 176V177H197ZM220 176V177H221ZM246 176V177H245ZM2 177V178H1ZM15 177H16V179H15ZM31 177H32V179H31ZM159 177V178H158ZM168 177V178H167ZM4 178V179H3ZM25 178H26V180H25ZM35 178V179H34ZM58 180L59 181H62L61 179V175H58ZM139 178V177H138ZM162 178V179H161ZM199 178V179H198ZM213 178V179H212ZM215 178H218V179H216L215 180ZM236 178V179H235ZM251 178L254 180H251ZM20 179V180H19ZM28 179V180H27ZM153 179H157V180H153ZM159 179H161L160 181H159ZM177 179V180H176ZM188 179V180H187ZM193 179V180H192ZM242 179V180H241ZM3 180H4V182H3ZM8 180V181H7ZM12 180V181H11ZM32 180V181H31ZM35 180V181H34ZM39 180V181H38ZM148 180H150V181H148ZM154 181L155 182V184H154V182H152V181ZM164 180V181H163ZM245 180H246V182H245ZM248 180H250V181H248ZM6 181V182H5ZM11 181V182H10ZM17 181H19V182H17ZM41 181V182H40ZM147 181L149 182V184L147 183ZM163 182L164 184L166 183V184H168V185H173L172 187H173V191H175V189H176V191L174 192V194H177V190H179L178 192L181 194V192L184 190V191H186L185 193H184V191H183V194H186V193H188V194H186V195H183V196H188V201L186 200L185 201V199H184V202L186 203V205H188L189 206V208H190V210H191V208H195L196 210L192 213V214H195V215H192V214H190V217H191V219H190V217H189V215H187V216H184L183 215V213H180V210H178V212H177V209L179 208V207H177L176 206V202H174V201H176V199H177V197H179V196H177V195H175V196H177L176 198H175V196H173L174 197V199H173V197H168V198H172V200H173V202L171 201V200H168V201H170V206L171 207H177V208H175V209H173V208H166V206H167V204H168V206L167 207H170L169 206V202L167 201V200H164L165 198L163 197V199H161L162 197L161 196H159V194L157 193V195H158V197L159 198H157V196H155V195H153L154 194V191H158L159 189V186H161L158 182ZM165 181H169V183H167V182H165ZM189 181V182H188ZM196 183H195V182ZM13 182V183H12ZM146 182V183H145ZM190 182L192 183V184H190ZM200 182V183H199ZM208 182H210L211 184H207ZM233 182H235V181H233ZM255 182V183H254ZM259 182V184H257V183ZM6 183H7V185H6ZM12 183V184H11ZM27 183V184H26ZM39 183V184H38ZM121 183H123V186L121 187ZM138 183V184H137ZM141 183H143V184H141ZM154 185H153V184ZM199 185H198V184ZM203 185H202V184ZM213 183V184H212ZM263 183V184H262ZM10 184V185H9ZM21 184V187L20 186H18V185H20ZM118 184V185H119ZM157 184H159V185H157ZM195 184H197V185H195ZM234 184H236L237 185V181L234 183ZM4 187H3V186ZM14 185H15V187H16V189L18 190L19 189V191L17 192V190L15 189V187H14ZM27 185H29V186H27ZM40 185V186H39ZM140 187H139V186ZM192 185V186H191ZM204 185H207V186H204ZM210 185H214L213 187L212 186H210ZM243 185V186H242ZM11 186V187H10ZM27 186V187H26ZM152 186V188L151 189H149L148 187H151ZM155 186L157 187V188H155ZM194 186H195V188H197V189H194ZM203 186V187H202ZM210 186V187H209ZM260 186H262V187H260ZM6 187V188H5ZM20 187V188H19ZM35 187V188H34ZM43 189H42V188ZM116 187V188H115ZM136 187H138V188H136ZM148 188V191H146L147 189H145V188ZM190 187H193V189L192 188H190ZM202 187V188H201ZM209 187V188H208ZM212 187V188H211ZM235 187V188H234ZM9 188H11V189H9ZM135 188L136 189H138V191L137 190H135ZM144 188V189H143ZM161 188H163V187H161ZM160 188V189H161ZM178 188V189H177ZM204 188V189H203ZM219 188H222L223 190H226L227 189V187L226 186H219ZM234 188V189H233ZM237 188H238V190H237ZM6 189H8V190H6ZM35 189H37V190H35ZM153 189H155V190H153ZM232 189V190H231ZM237 191H236V190ZM27 190V191H26ZM40 190V191H39ZM42 190V191H41ZM53 190H51V191H53ZM135 190V191H134ZM139 190H141L142 191V193H145L146 195H147V193H148V195L146 196L145 194H141L140 192H139ZM153 191V194L151 195L150 193H152V191ZM162 190V189H161ZM188 190V191H187ZM197 190H199V193L197 194L196 192H197ZM202 190V191H201ZM204 190L206 191V192H204ZM26 193H25V192ZM39 191V192H38ZM144 191V192H143ZM160 191V190H159ZM189 191L191 192V194L189 193ZM238 191H240V192H238ZM244 191V192H243ZM247 191V192H246ZM4 194H2V193ZM10 192V193H9ZM14 192V193H13ZM21 192V193H20ZM28 192V193H27ZM131 192H134V196H133V193H131ZM138 192V193H137ZM147 192V193H146ZM156 192H155V194H156ZM203 192V193H202ZM243 194H242V193ZM253 192V193H252ZM16 193V194H15ZM20 193V194H19ZM173 193V192H172ZM171 193V194H172ZM178 193V194H179ZM215 193H217V191H215L213 194H215ZM2 194V195H1ZM21 194H22V196H21ZM125 194V195H124ZM130 194H132V196H130L129 197V195ZM138 194H140V196L138 197L137 195ZM174 194H172V195H174ZM201 194V195H200ZM241 194V195H240ZM76 195H80V194H76ZM128 195V196H127ZM135 195H136V197H135ZM146 196L147 197V199H145L146 197H144V196ZM149 195H151L152 197H156L157 198V203H159V202H161L162 200L164 201V202H162V204L161 203H159V205H161V206H159L158 204L156 205V199L155 200H153V199H151L152 197H149ZM21 196V197H20ZM24 196H26V198H24ZM82 196V195H81ZM102 196V195H101ZM181 196H182V194H181ZM180 196V197H181ZM191 196V197H190ZM197 196V197H196ZM9 197H11V201L9 200L10 198ZM14 197V198H13ZM29 199H28V198ZM88 197H90V198H88ZM127 197V199L125 200V198ZM133 197H135V200H134V202H133V200L132 199H134ZM138 197V198H137ZM142 197H143V199H142ZM202 197V198H201ZM7 198V199H6ZM38 198V199H37ZM93 198H95V199H93ZM97 198H98V201H97ZM130 200H129V199ZM150 198V199H149ZM167 198V199H168ZM192 198V199H191ZM3 199V200H2ZM6 199V200H5ZM17 199V200H16ZM31 199V200H30ZM100 199V200H99ZM109 199H111V202H110V200ZM137 199H139V201L137 200ZM141 199V200H140ZM200 199V200H199ZM9 200V201H8ZM16 200V201H15ZM21 200V201H20ZM91 200H93V201H91ZM102 200V201H101ZM104 200V201H103ZM108 200V201H107ZM112 200H113V203H112ZM128 200V201H127ZM146 200H148V201H146ZM152 200L154 201V203L152 202ZM13 201V202H12ZM105 201H107V202H109V203H107V202H105ZM114 201H116L115 203H114ZM167 201V202H166ZM2 202H4L5 204H3ZM7 202V203H6ZM92 202V203H91ZM98 202V203H97ZM100 202V203H99ZM102 202V203H101ZM123 202V203H122ZM136 202L138 203V204H136ZM147 202V203H146ZM184 202H182V203H184ZM201 202V203H200ZM204 202V203H203ZM253 202H254V199H251V201L249 202L250 204H253ZM9 203V204H8ZM26 203V204H25ZM105 203V204H104ZM107 203V204H106ZM134 203V204H133ZM150 203V204H149ZM155 204L154 205V208L151 210V208L148 210V208H149V206H147V205H151V204ZM163 203H165L166 204V206H165V208L167 209H165L164 208V206H162L163 205ZM181 203V204H182ZM206 203V205H203V204H205ZM11 204V205H10ZM98 204V205H97ZM115 204V205H114ZM133 204V205H132ZM164 204V205H165ZM190 204V205H189ZM21 205H23V206H21ZM128 205V207H127V209H126V206ZM18 206V207H17ZM33 206V207H32ZM123 206H125V207H123ZM137 206L139 207V208H137ZM153 206V205H152ZM187 206V207H188ZM205 206V211H203L204 210V207ZM17 207V208H16ZM27 209H26V208ZM133 207H135L134 209H133ZM151 207V206H150ZM156 207V208H155ZM157 207L159 208V209H161L160 211L158 210V215L160 216H158L159 217V219L156 217V211H154V210H156L157 209ZM162 207V208H161ZM184 207V206H183ZM197 207V208H196ZM15 208V209H14ZM21 208V209H20ZM131 208V210L130 211H128L129 209ZM147 208V209H146ZM185 208V207H184ZM199 208H200V210L201 211H199ZM202 208V209H201ZM207 208H208V210L210 211V214H207V218H206V212L208 213V210H207ZM213 208V209H212ZM34 209H35V212H34ZM118 209V210H117ZM144 209H145V211L147 210V212H145L144 211ZM172 209V210H171ZM12 210V211H11ZM15 210V211H14ZM18 210V211H17ZM25 212H24V211ZM26 210L28 211L27 213H26ZM166 210V211H165ZM174 210V211H173ZM207 210V211H206ZM211 210H213L212 212H215L214 214H216V215H214L213 213V216H211ZM10 211V212H9ZM14 211V212H13ZM125 211H127V212H125ZM133 211H135V212H133ZM152 211V212H151ZM154 211V212H153ZM8 212V213H7ZM13 212V213H12ZM20 212V213H19ZM26 213V214H23V213ZM32 212V213H31ZM36 212H37V214H36ZM113 212V213H112ZM129 212V213H128ZM133 212V213H132ZM161 212L163 213L164 212V214H163V216L161 215ZM176 212L178 213L177 215H176ZM195 212H197V213H195ZM204 214V217L207 219V220H203V219H205V218H200L201 217V214ZM202 212H204V213H202ZM14 213H15V216H13L14 215ZM17 213V214H16ZM31 214V216L30 215H28V214ZM36 215H35V214ZM116 213V214H115ZM118 213V214H117ZM132 215H131V214ZM152 213H154L153 214V216H152ZM181 214V216H184V217H186V218H188V219H190V221L193 223V222H195V223H197L198 221H200L201 219L204 221H202V222H198L197 224H195V223H193V225H192V223H190L189 224V222H188V219H184L183 221L184 222H181L182 220V218H181V216H180V214ZM245 213V211H243L242 213H241V215H242V218H244V216H247L246 214H244ZM7 214V215H6ZM124 214H126V215H124ZM34 215V216H33ZM134 215H136V216H134ZM149 217H147V216ZM175 215V216H174ZM193 217H192V216ZM218 215V216H217ZM4 216V217H3ZM7 218H6V217ZM12 216H13V218L14 219H12L13 220V222H11L10 223V221H12L11 220V218H12ZM37 216V217H36ZM137 216H138V218H137ZM143 217V219H142V217ZM146 216V217H145ZM151 216V217H150ZM198 216V217H197ZM203 216V215H202ZM208 216H210V218H208ZM24 217H26V219L24 218ZM28 217V218H27ZM127 217V218H126ZM132 217V218H131ZM134 217V218H133ZM141 217V218H140ZM156 219H155V218ZM169 217V218H168ZM197 219H196V218ZM221 217V218H220ZM4 218V219H3ZM40 218V219H39ZM115 218V219H114ZM126 218V219H125ZM129 218V219H128ZM137 218V219H136ZM140 218V219H139ZM146 218H148V219H146ZM177 218H181L180 220L179 219H177ZM199 218V219H198ZM2 219V220H1ZM122 219V220H121ZM125 219V220H124ZM143 221H142V220ZM170 219V220H169ZM264 219V218H263ZM8 220V221H7ZM36 220V221H35ZM119 220V221H118ZM121 220V221H120ZM125 222H124V221ZM131 220H132V222H131ZM150 220V221H149ZM198 220V221H197ZM224 220V219H223ZM139 221V222H138ZM154 221V222H153ZM167 221H169V223L167 222ZM173 221H175V222H173ZM197 221V222H196ZM252 221V222H251ZM255 221V224L253 223ZM17 222V223H16ZM37 222V223H36ZM113 222V223H112ZM142 222V223H141ZM163 222V225L161 224ZM166 222V223H165ZM224 222H226V221H224ZM262 222V223H261ZM10 223V224H9ZM16 223V224H15ZM24 223V225H21V224H23ZM25 223L28 225H25ZM29 223V224H28ZM36 223V224H35ZM112 223V224H111ZM121 223H123V224H125L126 225V228L124 227V225L122 224L121 225ZM170 223H172V224H170ZM221 223V224H220ZM256 223L258 224V225H256ZM3 224V225H2ZM6 224H7V226H6ZM9 224V225H8ZM15 224V225H14ZM92 224H94V226L96 227L95 229H94V226H92ZM111 224V225H110ZM128 224V225H127ZM159 224V225H158ZM179 224V225H178ZM220 224V225H219ZM259 224H261V225H259ZM14 225V226H13ZM30 225V226H29ZM34 225H35V227H34ZM82 225H84V226H82ZM117 225H119L118 227H117ZM134 225V226H133ZM161 225H162V228H161ZM169 225V226H168ZM171 225H173V226H171ZM185 225V226H184ZM3 226V227H2ZM11 226H13V227H11ZM91 226H92V228H91ZM112 226V227H111ZM121 226V227H120ZM178 226H180V228L178 227ZM191 226V227H190ZM193 226V227H192ZM256 226H258V227H256ZM89 227V228H88ZM111 227V228H110ZM120 227V228H119ZM122 227H123V229H124V232H122V233H120L119 231L122 229ZM131 227V228H130ZM147 227V228H146ZM172 227H173V229H172ZM183 227H185V228H183ZM7 228H8V230H7ZM21 228H23V231H22V229ZM110 228V229H109ZM115 230H114V229ZM118 228V229H117ZM130 228V229H129ZM181 228H182V230H183V232H182V230H181ZM2 229H3V231H2ZM12 229V230H11ZM21 229V230H20ZM89 229H91L90 231H89ZM104 229H106V231H102V230H104ZM107 229H109L110 231L108 232L107 231ZM133 229H134V232H133ZM163 229V230H162ZM225 231H223V230ZM254 229H256V230H254ZM94 230V231H93ZM99 232L100 231V233H98L97 231ZM111 230H114L113 232H115V231H117V233L115 232V233H111ZM131 230V231H130ZM155 230V231H154ZM169 230H171V232H169ZM173 230L175 231H178V232H173ZM229 230V229H228ZM227 230V231H228ZM258 230V231H257ZM86 233H85V232ZM140 231V232H139ZM160 231H162V232H160ZM186 231V232H185ZM6 232H8V233H6ZM22 234H21V233ZM83 232V233H82ZM95 232V233H94ZM103 232H104V234H103ZM138 232V233H137ZM180 232V233H179ZM199 232H200V235L198 236V234H199ZM223 232V233H222ZM250 232V233H249ZM251 232H253V233H251ZM254 232H256V233H254ZM18 233V234H17ZM94 235H92V234ZM109 233V234H108ZM127 233V234H126ZM130 235H129V234ZM142 233H143V235H142ZM171 233V234H170ZM175 233V234H174ZM218 233H220V234H218ZM82 234V235H81ZM99 234H100V236H99ZM112 234V235H111ZM116 234V235H115ZM120 234V235H119ZM124 234H126V236L124 235ZM138 234H140L141 235V237H139L140 235H138ZM170 234V235H169ZM179 234H181V235H179ZM184 234V235H183ZM187 234H189L188 236H185V235H187ZM9 235V236H8ZM10 235H12V236H10ZM14 235H17V237L16 236H14ZM84 235V237H82ZM101 235H103L102 237H101ZM124 235V236H123ZM144 235H146V236H144ZM176 235V236H175ZM191 235V236H190ZM219 235V236H218ZM77 236V237H76ZM85 236H86V238H85ZM99 238H98V237ZM118 236H120V237H118ZM128 236V237H127ZM134 236V237H133ZM144 236V237H143ZM160 236V237H159ZM184 236V237H183ZM201 236V237H200ZM219 238H218V237ZM225 236V237H226ZM22 237V238H21ZM79 237H80V239H79ZM88 237V238H87ZM117 237V238H116ZM124 237V238H123ZM159 237V238H158ZM239 237V238H238ZM245 237H246V239H247V241L245 240ZM252 237V238H251ZM75 238H77V240H80V241H82V242H80V241H76L75 240ZM103 240H102V239ZM121 238H123L124 239V241H123V239H121ZM126 238L128 239L127 240V242L128 241H130V242H125L126 241ZM155 238V240H153V239ZM177 238V239H176ZM179 238V239H178ZM186 238V239H185ZM18 239V240H17ZM85 239H86V241H85ZM108 239H110V240H108ZM117 239H119V240H121V241H119V240H117ZM131 239V240H130ZM133 239H134V243H133ZM140 239V240H139ZM142 239V240H141ZM156 239H158V240H156ZM219 239H220V241H219ZM250 240V242H249V240ZM254 239V240H253ZM74 240V241H73ZM84 240V241H83ZM145 240H147L148 242H152V243H154L155 244V246H156V248L157 249H159L158 250V252H160L159 253V256L156 258L155 257V255L152 253V250L150 249L151 248V246L148 244V246H150V247H147L146 245H147V243H145V242H147V241H145ZM160 240V241H159ZM218 240V241H217ZM18 241V242H17ZM21 241V242H20ZM76 241V242H75ZM102 241H104V242H102ZM110 241H112V242H110ZM172 241H173V243H172ZM179 241V242H178ZM252 241L253 242H256V243H252ZM72 242H74V243H72ZM80 242V243H79ZM110 242V244H109V246H106V245H108V243ZM136 242H138V243H136ZM142 242V243H141ZM156 242V243H155ZM246 242V243H245ZM17 243H19L18 245H17ZM57 243H60V244H63V245H61L63 248V250L62 251H60V248H61V246L60 245H56ZM71 243V244H70ZM76 243V244H75ZM88 243H89V245H88ZM103 243V244H102ZM116 245H118V246H116ZM122 244V245H120V244ZM137 244L138 246H136V245H134V244ZM174 243H176V244H174ZM222 243V244H221ZM234 243V244H233ZM55 244V245H54ZM70 245L69 247L72 249V246L73 247H75V248H73L72 250L69 248V247H67L66 248V245ZM162 246H161V245ZM168 244V245H167ZM246 244H247V246H246ZM251 244V245H250ZM256 244V245H255ZM58 246L59 248H58V251H57V247H54L53 248V246ZM85 245H88V246H85ZM94 247H93V246ZM170 245V246H169ZM252 245H254V246H252ZM20 246V247H19ZM92 246V247H91ZM122 246L123 248H120V247ZM125 246V247H124ZM132 248H131V247ZM158 246V247H157ZM252 246V247H251ZM26 246H24L23 248H25ZM83 247H84V249H83ZM86 247V248H85ZM103 247H105V248H103ZM116 249H115V248ZM129 247V248H128ZM134 247V248H133ZM141 249H140V248ZM144 247V248H143ZM167 247H169V248H167ZM42 248H46V250L44 249H42ZM52 248V249H51ZM77 248V249H76ZM87 248H88V250H87ZM89 248H90V250H93V252L91 251H89ZM103 248V249H102ZM164 248V249H163ZM15 249H16V251H15ZM28 249H32L31 247H28ZM51 249V250H50ZM54 249H56V250H54ZM67 249V250H66ZM75 249V250H74ZM102 249V250H101ZM107 249V250H106ZM120 249H122V250H120ZM163 249V250H162ZM41 250H43V251H41ZM64 250H66V251H64ZM76 250H78V251H76ZM80 250H81V252H80ZM104 250V251H103ZM117 251V253L119 254H117L116 253V251ZM130 250V251H129ZM168 250V251H167ZM170 250V251H169ZM11 251V254L10 255H14V256H9V255H7V253L9 254V252ZM15 251V252H14ZM34 252V248L30 251V252ZM48 251H50V252H48ZM52 251H56L55 253H53ZM63 251H64V253H63ZM69 251H71V252H69ZM74 251H76V253L74 252ZM94 251H95V253H94ZM105 251H106V254H105ZM111 251V252H110ZM114 251V252H113ZM126 251V252H125ZM236 251V250H235ZM240 251V250H239ZM42 252L43 253H45L44 255L42 254ZM58 252H59V254H58ZM66 252H68L67 254H66ZM88 252V253H87ZM107 252H108V254H110V258H109V256L107 255ZM120 252H123V253H120ZM132 252V253H131ZM171 252V253H170ZM221 252V253H220ZM3 253H4V255H3ZM17 253H19V252H17ZM48 253V254H47ZM49 253L51 254L50 255V257H48L49 256ZM79 253L81 254V255H79ZM82 253H83V255H82ZM97 253H99V255L97 254ZM115 253L119 256H117V255H115ZM174 254V255H176L177 256V259H174L173 257H171L170 255L171 254ZM176 253V254H175ZM244 253V254H243ZM75 254H77V256L79 257V258H77V256L75 255ZM88 254V255H87ZM90 254L92 255V257L90 256ZM103 254H105V255H103ZM114 254V255H113ZM121 254V255H120ZM125 256H124V255ZM132 254V255H131ZM148 254V255H147ZM178 254H179V257H178ZM185 256H184V255ZM192 254V255H191ZM197 254H198V256H197ZM234 254H235V252H234ZM239 254V253H238ZM261 256H260V255ZM5 255H7V256H5ZM16 255L18 256V257H16ZM23 255H25L26 257H27V261H26V258L24 259V261H26V263L22 260L23 259ZM33 255H31V256H33ZM62 257H61V256ZM67 255L69 256L68 258H67ZM96 255V256H95ZM131 255V256H130ZM150 255H151V258H150ZM245 255V256H244ZM3 256L5 257V258H3ZM37 256L39 257V256H41L40 258H37ZM59 256V257H58ZM66 256V257H65ZM71 256H73L74 258H72ZM82 258H81V257ZM90 256V257H89ZM97 256H99V257H97ZM108 256V257H107ZM112 256V257H111ZM123 256V257H122ZM128 256H130L131 257V259L128 257ZM133 256V257H132ZM183 256L184 257H186V260H183L184 258H183ZM243 256V257H242ZM7 257H8V259H7ZM9 257H10V259H9ZM15 257V258H14ZM45 257V258H44ZM86 257H89L90 258V260L88 259V258H86ZM107 257V259L105 260V258ZM129 259H128V258ZM154 257V258H153ZM168 259V260H166V258ZM181 257V258H180ZM236 259H235V258ZM238 257V258H237ZM12 258V259H11ZM16 258H17V260H16ZM42 258H43V260L44 261H41L42 260ZM72 258V259H71ZM83 258H84V260H83ZM109 258V259H108ZM117 258V259H116ZM123 258H124V260H123ZM148 258V259H147ZM164 258V259H163ZM189 260H188V259ZM220 258H222V259H220ZM242 258H245L244 260L242 259ZM257 258V259H256ZM5 260V261H3V260ZM20 259V261H18ZM39 259H41V260H39ZM62 259H63V263H62ZM70 259H71V261H70ZM79 259V260H78ZM82 259V260H81ZM89 261H88V260ZM99 259V260H98ZM113 259V260H112ZM116 259V260H115ZM119 259V260H118ZM153 259V260H152ZM159 259V260H158ZM173 259H174V261H173ZM180 259V260H179ZM191 259V260H190ZM2 260V261H1ZM8 260V261H7ZM11 260V261H10ZM13 260V261H12ZM14 260H15V262H14ZM51 260H52V262H51ZM69 260V261H68ZM75 260V261H74ZM85 260L87 261L86 263H85ZM115 260V261H114ZM127 260V261H126ZM153 261L152 263H151V261ZM195 260V261H194ZM232 260V261H231ZM10 261V263H8ZM30 261V262H29ZM38 261H40V262H38ZM46 261V262H45ZM50 261V262H49ZM56 261L58 262V263H56ZM59 261H61V262H59ZM74 261V262H73ZM82 261H83V263H82ZM93 261H94V263H93ZM109 263H108V262ZM113 261V262H112ZM124 261V262H123ZM150 261V262H149ZM160 261V262H159ZM176 261H179V262H177L176 263ZM188 261V262H187ZM5 262V263H4ZM34 262V263H33ZM71 262V263H70ZM89 262V263H88ZM92 262V263H91ZM99 262V263H98ZM105 262V263H104ZM110 262H112V263H110ZM147 262V263H146ZM155 262V263H154Z\"/></svg>",
  "mask_w": 264,
  "mask_h": 264
},
{
  "label": "bare ground",
  "instance_id": "6f19581e",
  "mask_svg": "<svg viewBox=\"0 0 264 264\" xmlns=\"http://www.w3.org/2000/svg\"><path fill=\"white\" fill-rule=\"evenodd\" d=\"M110 0H22L21 2H23L22 4H24V5H22V6H24V9H23V11H24V18H23V20H24V26L23 27H25L23 30H24V33H23V42H24V44H25V48H26V56H25V58H26V60H33V59H35L36 58V56H34L33 57V54H37V55H42V53H43V47H44V45H45V42L47 41V39H49V38H47V36H45V35H48L49 33L52 35V36H70L71 37V31H74V32H78V30L79 31H84V30H91V28L90 29H88L91 25L90 24H92V27L94 28V25H96V23L94 22V21H96L97 19L99 20V19H101L102 20V23L104 24V23H106L107 21H111V20H109L108 19V17L107 18H105V13L107 14L108 13V11H109V2ZM116 1V0H115ZM127 1V0H126ZM138 1V0H137ZM142 1V0H141ZM198 1H200V4H201V0H198ZM140 2V1H139ZM142 2H144V1H142ZM142 2H140L141 4H136V5H134V6H132L131 8H127L128 10H131L130 12L132 13L133 11H134V15H131L129 12H128V10L124 13V16H125V22L123 23L124 25V27L126 28H124L126 31H128L127 30V28L129 29H132V30H134L135 32H138L139 34L141 33H143L144 34V32H143V30L145 29V28H147L145 25H143V23L144 22H146V23H150V22H155V20L154 19H156V17L157 16H155V14H156V12H157V10H161L162 12H163V9L164 8H166L165 7V5L163 4H161V5H159L158 7H156V8H151V7H149V6H147V5H149L148 3H147V5H146V3L144 2V3H142ZM193 2V1H192ZM197 2V1H196ZM203 2V1H202ZM205 2V1H204ZM138 3V2H137ZM206 3H208V5H209V9H206L205 10V15L206 16H204V17H206V19L204 20L205 21V26H202V28H201V31H200V34H198V36H200V37H202L203 39H205V41H206V39L208 40V38L210 39V40H212V41H215V40H217V37H215V35L216 34H222V33H220L219 32V30H220V27H224V28H227L228 30L230 29V30H239L238 32L239 33H241L242 34V32L243 33H249L248 34V37H251V31L252 32H258L259 30H260V32L262 31V33L264 32V0H207V2ZM113 4H114V2H113ZM112 4V5H113ZM126 4V3H125ZM192 4V3H191ZM198 4V3H197ZM204 4V3H203ZM111 5V4H110ZM208 5H207V7H208ZM116 6V5H115ZM128 6H130V4L128 5ZM155 6V5H154ZM153 6V7H154ZM196 6V5H195ZM198 6H199V4H198ZM113 7V6H112ZM127 7V6H126ZM126 7H125V9H126ZM206 7V8H207ZM116 8V7H115ZM111 9V8H110ZM166 10V9H165ZM164 10V11H165ZM111 11V10H110ZM113 11V10H112ZM111 11V12H112ZM119 11H120V9H119ZM257 11V14H255L254 12H256ZM121 12V11H120ZM120 12H119V14H120ZM113 13H114V11H113ZM122 13V12H121ZM129 13V14H128ZM164 13V12H163ZM118 14V13H117ZM138 14V15H137ZM108 15V14H107ZM158 15V14H157ZM246 15V16H245ZM109 16V15H108ZM131 16H133V17H131ZM161 16V15H160ZM159 16V17H160ZM23 17V16H22ZM59 17H63V20H60L59 19ZM122 17H123V15H122ZM162 17V16H161ZM161 17H160V19H161ZM110 19H111V17H109ZM124 18V17H123ZM160 19H158V17H157V20L156 21H159L160 22ZM187 19V18H186ZM185 19V20H186ZM204 19V18H203ZM57 20H59V21H57ZM237 20H240V21H242V24H240L239 22H237ZM99 22V21H98ZM112 22H113V20H112ZM100 23V22H99ZM109 23H111V22H109ZM203 23V22H202ZM239 23V25L240 26H238L237 24ZM85 24H87L88 26H86ZM107 24V23H106ZM153 24H155V23H153ZM99 25V24H98ZM110 25V24H109ZM148 25V24H147ZM100 26H101V24H100ZM103 26H106V25H103ZM111 26V25H110ZM152 26H154V25H152ZM156 26V25H155ZM200 26V25H199ZM97 27V26H96ZM96 27H95V29H96ZM92 28V29H93ZM98 29H100V27H97ZM144 28V29H143ZM153 29L152 30H154L156 27H152ZM98 29H96V30H98ZM104 29V28H103ZM102 29V30H103ZM150 29V31H148ZM102 30H100L101 32H102ZM105 30H106V28H105ZM99 31V30H98ZM140 31V32H139ZM145 31V30H144ZM146 31H148L147 33H149V32H152L151 31V28L149 27V28H147L146 29ZM221 31V30H220ZM223 31V30H222ZM225 31V30H224ZM241 31V32H240ZM90 32V31H89ZM101 32H98V33H101ZM133 32V31H132ZM134 32V35L136 34ZM218 32V33H217ZM227 32H229V31H226V33ZM235 32V31H234ZM234 32H233V35H234ZM237 32V31H236ZM254 32V33H255ZM256 32V33H257ZM259 32V33H260ZM97 33V32H96ZM108 33V32H107ZM107 33H104V35L105 34H107ZM231 33V32H230ZM246 33V34H247ZM253 33V34H254ZM259 33H257V34H259ZM49 34V35H50ZM57 34V35H56ZM79 34H81V33H79ZM84 35H85V33H83ZM93 34V33H92ZM101 34H103V32L101 33ZM100 34V35H101ZM133 34V33H132ZM140 34V36H142ZM146 34V33H145ZM224 34V33H223ZM235 34H237L238 35V33H235ZM256 34V35H257ZM264 34V33H263ZM262 34V35H263ZM72 35H74V34H72ZM87 35V34H86ZM108 35V34H107ZM106 35V36H107ZM138 35V34H137ZM225 35V34H224ZM228 35V34H227ZM256 35H255V37H256ZM260 35V41H262V39L264 40V35L262 36V38H261V34H259ZM57 36V37H58ZM63 36V37H64ZM75 36H77V35H75ZM99 36V35H98ZM139 36V35H138ZM143 36H145V35H143ZM221 36V35H220ZM229 36V35H228ZM246 36V35H245ZM253 36V35H252ZM49 37V36H48ZM84 37H86L87 38V36H83V37H81V35H80V38H79V36H78V39L81 41V39H83V40H85V38ZM91 37V36H90ZM89 37V38H90ZM102 37H104V36H102ZM133 37V36H132ZM131 37V38H132ZM185 37V36H184ZM52 38V37H51ZM54 38V41H57V39H56V37H53ZM68 37H66V38H60V41L59 42H61L62 44L63 43H66V39H67ZM72 39H74L73 37H71ZM98 38V37H97ZM134 38V37H133ZM136 38V37H135ZM134 38V39H135ZM214 38H215V40H214ZM253 39H257V37L256 38H254V36L252 37ZM259 38V37H258ZM56 39V40H55ZM63 39H65L66 41H62ZM68 39H70V38H68ZM91 39V38H90ZM201 38H199V40L198 41H203V40H200ZM75 40V39H74ZM92 40H93V38H92ZM96 40V39H95ZM221 40V39H220ZM249 40V39H248ZM254 40V41H255ZM50 41H51V39H50ZM53 41V40H52ZM69 41L70 40H68V43H69ZM76 41H77V38H76ZM76 41H74V42H76ZM79 41V42H80ZM86 41V40H85ZM94 41V40H93ZM205 41H203V42H205ZM212 41H210V43H212ZM217 41H219V40H217ZM224 41H226V40H224ZM257 41H258V39H257ZM22 42V43H23ZM71 42H72V40H71ZM78 42V41H77ZM82 42H84V41H82ZM89 42V41H88ZM87 42V43H88ZM92 42V41H91ZM202 42V43H203ZM223 42V41H222ZM221 42V43H222ZM227 42V41H226ZM47 43V42H46ZM49 43V42H48ZM47 43V44H48ZM52 43V42H51ZM56 43V42H55ZM54 43V44H55ZM60 43V44H61ZM201 43V42H200ZM206 43V42H205ZM220 43V42H219ZM218 43V44H219ZM255 43V42H254ZM53 44V43H52ZM57 44H58V42H57ZM61 44V45H62ZM76 44V43H75ZM79 44V43H78ZM82 44V43H81ZM227 44V43H226ZM235 44V43H234ZM233 44V45H234ZM260 44V43H259ZM259 44H258V48L260 47V46H262V45H260L259 46ZM66 45V46H65ZM64 46L65 47H69L70 45L72 46L73 44H65ZM80 45V44H79ZM92 45V44H91ZM114 45V44H113ZM113 45H110V46H113ZM116 45V44H115ZM225 45V44H224ZM231 45L230 44V46H228V48H220L219 49V51L217 52L219 55H218V57H220L221 59H223V61H224V59L225 58H228V57H230L229 59L231 60L230 61V63H229V61H228V63H227V67L229 68V65L228 64H230L231 66V68H232V71L231 70H229V72H230V75L229 76H231V79L234 81V80H238V79H241L242 77H243V79H241V80H243L244 81V78H245V81H246V78L247 77H250V79H251V76L254 74L255 75V72L253 73V70L255 71L256 69V63H255V60H256V58L257 57H260L259 56V53L260 52H258V53H255L254 55H253V53L251 54V53H249V52H246V51H244V50H240V49H238L237 48V44L236 45ZM239 45V44H238ZM245 45H247V44H245ZM249 46L250 45H253V44H248ZM46 46H48V45H46ZM54 46H56V45H54ZM63 46V45H62ZM62 46H61V48L60 49H63L62 48ZM63 46V47H64ZM77 46V45H76ZM86 46V45H85ZM219 46V45H218ZM223 46V45H222ZM227 46V45H226ZM226 46H224V47H226ZM242 46V45H241ZM240 46V47H241ZM256 46V45H255ZM49 47H51V46H49ZM88 47V46H87ZM86 47V48H87ZM91 48H93L92 46H90ZM212 47V46H211ZM215 47V46H214ZM243 47V46H242ZM251 47V46H250ZM253 47H254V45H253ZM264 47V46H263ZM45 48V47H44ZM52 48V47H51ZM54 48V47H53ZM55 48H57V47H55ZM54 48V49H55ZM83 48V50H84V47H82ZM85 48V49H86ZM105 48V47H104ZM261 48V47H260ZM65 49V48H64ZM76 49V48H75ZM100 50H102L101 48H99ZM188 48H186V50H187ZM191 48H189V50H190ZM200 49V48H199ZM210 49V48H209ZM241 49H243V48H241ZM244 49H246V48H244ZM25 50V49H24ZM48 50H49V52H48ZM65 50H67V49H65ZM65 50H64V52H65ZM72 50V49H71ZM89 50H91V49H89ZM99 50V51H100ZM105 50V49H104ZM5 51V50H4ZM46 51V50H45ZM53 50H51V52H52ZM57 51V50H56ZM54 52V55L55 54H57V52ZM73 51H75V50H73ZM73 51H70V52H72L73 54H70V55H75V56H77L78 58H81V57H84V55H83V52L82 53H80V50H79V53H76V54H74V52ZM77 51V50H76ZM93 51H95V50H93ZM116 52H118L117 50H115ZM121 51V50H120ZM119 51V52H120ZM200 51V50H199ZM210 51V50H209ZM214 51V50H213ZM24 52V51H23ZM47 52L49 53V55L50 54H53V52L51 53L50 52V49H47ZM46 52V53H47ZM67 52H69V51H67ZM84 52H85V50H84ZM89 52V51H88ZM87 52V53H88ZM105 52V51H104ZM118 52V53H119ZM204 52V51H203ZM251 52H252V50H251ZM25 53V52H24ZM45 53V54H46ZM63 53V52H62ZM86 53V52H85ZM189 53H190V51H189ZM194 53V52H193ZM207 53H208V51H207ZM216 53V54H217ZM262 53V52H261ZM264 53V52H263ZM67 53L65 52V53H63V55H66ZM69 54H67L66 55V57L69 55ZM94 54V53H93ZM116 54V56L118 55L117 53H114V55ZM206 54V53H205ZM215 54V55H216ZM43 55H44V53H43ZM48 55V54H47ZM58 55V54H57ZM55 56L57 59H58V57L59 58H61V56ZM60 55V54H59ZM87 55V54H86ZM89 55H91V54H89ZM113 55V54H112ZM80 56V57H79ZM200 56H201V54H200ZM198 54L197 55H193V56H188V55H179L178 57H174L175 59L174 60H172L171 62H170V65L171 66H169V67H172V68H174V70H170L169 68V71L170 72H172V73H174L175 71H177L178 72V70H180V67H182V68H188V69H190L189 68V64L191 65L192 64V66L191 67H195L196 69L197 68H201V69H206V67H208V66H211V65H209V63L208 62H210V60L212 59L211 57H207V58H204V57H200ZM217 56V55H216ZM264 56V55H263ZM33 59H32V58ZM51 56H49V58H50ZM63 57V56H62ZM66 57H65V59H66ZM110 57V56H109ZM113 56H111L109 59L111 60V58H112ZM118 57H121V56H118ZM124 57V56H123ZM140 57V56H139ZM256 57V58H255ZM31 58V59H30ZM39 58H41L42 59V57H39L38 56V59ZM53 58V57H52ZM55 58V59H56ZM72 58H74V57H72ZM76 58V57H75ZM87 58H89V57H87ZM117 58V57H116ZM173 58V57H172ZM208 58H209V60H208ZM211 58V59H210ZM213 58H214V60H215V56H213ZM262 58V57H261ZM62 59V58H61ZM68 59V58H67ZM67 59L65 60V61H67ZM86 59V58H85ZM115 59V58H114ZM136 59H139V58H136ZM135 59V60H136ZM140 59H141V57H140ZM146 59V58H145ZM145 59H142L143 61H145ZM171 59V58H170ZM220 59V60H221ZM228 59V60H229ZM37 60V59H36ZM45 60V59H44ZM44 60H42L43 62H44ZM51 60V59H50ZM71 60V59H70ZM73 60V59H72ZM76 60V59H75ZM74 60V61H75ZM124 60H126V57H125V59ZM131 60V59H130ZM148 60V62L149 61H151V62H153L151 59L149 60V59H147ZM213 59L211 60V62H215ZM219 60V59H218ZM217 60V58H216V61H218ZM219 60V61H220ZM25 61V60H24ZM39 61V60H38ZM37 61V62H38ZM41 61V60H40ZM41 61V62H42ZM53 61V60H52ZM74 61H73V63H74ZM118 61H119V59H118ZM122 61H123V58H122ZM127 61V60H126ZM132 61V60H131ZM134 61V60H133ZM132 61V62H133ZM140 61V60H139ZM143 61H142V63H143ZM28 61H26V63H27ZM45 62H47V60H45ZM49 62V61H48ZM47 62V63H48ZM51 62V61H50ZM49 62V63H50ZM75 62H77V61H75ZM85 62V61H84ZM114 62H116L117 63V61H114ZM124 62V61H123ZM131 62V64H134V63H132ZM147 62V61H146ZM147 62V63H148ZM226 62V61H225ZM25 63V64H26ZM40 63V62H39ZM88 63V62H87ZM109 63H112V61H110ZM119 63H121V60H120V62ZM119 63L117 64V65H119ZM127 63V62H126ZM142 63H140V65L142 64ZM15 64V63H14ZM34 64V63H33ZM33 64H32V67H35V66H33ZM68 64H70V63H68ZM81 64V63H80ZM122 64V63H121ZM136 64H137V61H136ZM216 64V63H215ZM28 65V64H27ZM27 65H24V66H27ZM36 65V64H35ZM48 65V64H47ZM58 65H60V64H58ZM65 65V64H64ZM77 65V64H76ZM82 65V64H81ZM85 65V64H84ZM83 65V66H84ZM91 65V64H90ZM94 65V64H93ZM92 65V66H93ZM114 65V64H113ZM130 64L128 63V68L130 67L129 66ZM144 65V64H143ZM194 65V66H193ZM208 65V66H207ZM221 65V64H220ZM220 65H218V67H220ZM223 65V64H222ZM44 66V65H43ZM51 66V65H50ZM53 66V65H52ZM66 66H67V64H66ZM70 66H74L73 64L72 65H70ZM77 66H79V64L77 65ZM91 66V67H92ZM123 66V65H122ZM121 66V67H122ZM155 66V65H154ZM217 66V65H216ZM48 67H49V65H48ZM58 67V66H57ZM62 66H60V68H61ZM69 66H67V69H69L68 68ZM76 67V66H75ZM81 67V66H80ZM118 67V66H117ZM124 67V66H123ZM122 67V68H123ZM214 67V66H213ZM223 67V66H222ZM226 67V65H225V67L224 68H226V69H228ZM12 68H14V66L12 67ZM31 68V67H30ZM36 68H38V66L36 65ZM41 67H39V69H40ZM46 68V67H45ZM45 68L43 67V69H44V71H45ZM55 68V67H54ZM77 68V67H76ZM100 68V67H99ZM106 68H108V67H106ZM39 69H38V71H39ZM62 69H63V67H62ZM66 69V70H67ZM71 69H72V67H71ZM82 69V68H81ZM92 69V68H91ZM101 69V68H100ZM109 69V68H108ZM107 69V70H108ZM119 69H121V68H119ZM126 69V68H125ZM184 69H182L183 71H184ZM187 69V70H188ZM193 69V68H192ZM195 69V70H196ZM201 69L199 70H197L198 72L200 71V72H203L204 70H202L201 71ZM210 70L212 69V67L211 68H209ZM208 68L206 69L207 70V72L206 73H208V70H209ZM225 69V70H226ZM28 69L26 68V71H27ZM31 70V69H30ZM42 70V69H41ZM59 70V69H58ZM83 70H85V69H83ZM89 70V69H88ZM87 70V71H88ZM152 70V69H151ZM194 70V69H193ZM192 70V71H193ZM213 70V69H212ZM214 70H216V68L214 69ZM218 70V69H217ZM224 70V71H225ZM36 71V70H35ZM64 71V69L62 70V72ZM86 71V70H85ZM85 71H83V73H85ZM103 71V70H102ZM161 71V70H160ZM158 72V70L157 71H155L154 70V73L155 72H158V74H160V73H162V71L161 72ZM166 72H165V74L166 73H168L169 71L167 70V68H166V70H165ZM168 71V72H167ZM182 71V73H186L185 71L183 72ZM191 71V70H190ZM190 71H187V73L186 74H189L188 72H190ZM251 71H252V73L253 74H251ZM16 72V71H15ZM42 72V71H41ZM49 72V71H48ZM53 72V71H52ZM54 72H55V69H54ZM53 72V73H54ZM65 72V71H64ZM91 72H93V71H91ZM101 72V71H100ZM169 72V73H170ZM176 72V73H177ZM181 72V71H180ZM199 72V73H200ZM213 72H215V71H213ZM229 72L227 73V75L226 74H224L223 73V71L221 72V73H223V75L225 76H228V74H229ZM16 73H18V72H16ZM56 73V72H55ZM59 73H61V72H59ZM81 73V72H80ZM105 73V72H104ZM146 74H149V73H152V72H149V73H147V72H145ZM164 73V72H163ZM191 73V72H190ZM204 73H205V71H204ZM204 73H201V74H204ZM205 73V74H206ZM218 73V75L220 74L219 72H217ZM242 73V77H241V75H239V74H241ZM63 74H65V73H63ZM69 74V73H68ZM82 74V73H81ZM81 74H79V75H77L75 78L77 79V77H79ZM89 74H90V71H89ZM97 74V73H96ZM95 74V75H96ZM112 74V73H111ZM130 73H128V71H126V73L125 74H123L122 76H125V77H127V76H129V79L131 78V77H133L134 79L135 78H137L136 76L134 77V76H130L129 75ZM175 74V73H174ZM209 74V73H208ZM216 74V73H215ZM251 74V75H250ZM15 75V74H14ZM50 75V74H49ZM83 75V74H82ZM140 75H141V73H140ZM143 75V74H142ZM145 75V74H144ZM151 75H153V73L151 74ZM155 75H157V73L155 74ZM44 76V75H43ZM62 76V75H61ZM84 76V75H83ZM82 76V77H83ZM87 76H89V75H87ZM100 76V75H99ZM122 76H120L119 78L120 79H118V78H114V77H111V76H109V75H107V74H104V75H102L100 78H97L98 79V85L96 86V87H93V88H90V94L88 95V96H86L85 98H80V99H77V101H76V103L74 104V105H72V107L70 108V110L72 109V111H71V115L69 114L68 115V117L66 118V119H64L63 121H61L58 125H56L55 126V124H54V128L50 131L51 133H49V134H51V140H50V143L49 144H45V146H46V149H45V151L43 152V153H41V154H38L37 155V157L35 156V161H34V159L32 160V161H30V163H31V165L33 166V168L34 169H31V170H34V171H32V172H34V175L33 176H35V178L37 177L38 178V176H39V178L41 177V180H43V186L45 185V186H47L46 188H48L53 182H54V190H53V188L51 189V190H53V191H48V189H44L42 192H43V197L41 198V200H36V203H37V206H35L36 207V209L38 210V216H40L41 217V221L39 222V223H37V225H36V229L35 230H33V229H31V228H27V230H24V231H26V234H24V232H23V235H26V237H25V239L23 240L27 245H24V246H26L25 248H23V247H21L20 249H18L17 247H15L16 249H17V251H16V249H15V253L14 254H17V255H20L21 256V254H26V256L28 255V260L30 259L29 257H35L34 255H33V253L35 254L36 253V250L37 249H39V248H41V247H46V245L47 244H49L50 242H52V243H55V242H53V241H58V242H60V243H64V242H66V240L68 241L69 239H73L72 237L75 235V234H77L78 232H77V230H76V228L74 227L75 225H77V224H80V226H81V224H83L84 222H88V223H94V224H96V225H98V227H100V228H104V227H109V226H107L108 224H109V222L110 221H112V219H113V215H110V214H107V213H104L103 212V210H102V208L101 207H99V208H97V207H94V205L93 204H90L89 203V200H87V198H84V197H86L87 195L88 196H93L94 197V193L96 192V196H97V193H99V194H101L98 198H103V197H105L106 195H109V197L111 198V197H116V201L118 200V199H121V197L123 196L122 195V193L124 192H130V191H132L133 189H134V187H130V186H124L123 188H121V189H114L113 187H112V185L113 184H111V183H114V186H115V184H116V186H117V188L120 186V182H121V180H123L124 181V183L125 182H128V183H134V182H138L140 179L141 180H144V181H146V179H148L149 177H150V174H149V172L147 171V169H144V168H140V169H138L137 167L139 166H137V165H135V166H137L136 168L138 169L136 172L134 171L133 173H130V172H132V168L134 167V166H132L131 165V163L132 162H130L129 160H134V159H136V160H138L137 162H139L138 164H142V161H139V159L140 158H142L146 153H148L149 152V154H150V152H151V154L152 155H154V154H156V153H154V152H152L153 151V149H155V148H157V149H160V150H165V149H167L166 147H168V146H166L165 147V145H168L169 143H168V141H170V140H172V138H173V136H174V134L173 133H175L178 129V125H176V126H178L177 128H175L176 126L174 125V127H170V128H164V129H162L161 128V130H154V131H152L149 135H147L146 137H144V138H142V139H132L131 141H129L127 144H125L124 146H123V148H122V150H121V154H119V156H117V157H119V159L117 160V162H115L114 164H108V165H103V166H101V167H99L98 169L97 168H93V169H91V167L93 166V164H94V162L92 161V159H91V161L93 162V164H92V166H88L86 163H85V161H83V159H84V157H86L85 158V160H87V158H89V157H87V156H91L92 157V154H97L98 155V157H100V159H101V152L100 151H102V150H106L107 151V149L109 148V144L107 145V143H111L112 144V139H110V141H108L109 139V137L108 138H106V137H104L103 135H92V134H90V135H92L91 137H88V138H84V137H80V135L79 136H77L78 135V133H83V132H79V125H78V121L83 117V118H85V119H87L86 118V116H89L90 117V115H91V117H93L92 115L93 114H96V113H101L102 111H109L110 112V114H112V115H114V116H116L117 115V117L119 116H121V115H123V113L125 112V114L127 113L128 114V111L129 110H131V111H133V109H134V112H136L135 110H137L138 109V111L140 110V111H143L144 109L143 108H145V110H146V108L155 100L156 101V99L157 100H159V99H161V98H163L162 96V94L160 95H158V96H156V97H145V96H143V95H141V92H139V93H137L135 96H133L132 98L131 97H125V98H123V97H120V98H118L117 97V99L116 98H114V99H109V96H107V91H109V89L107 88L106 89V85L107 84H109V82L110 81H114V82H116V81H121V77ZM209 76V75H208ZM210 76H211V73H210ZM220 76V75H219ZM218 76V77H219ZM222 76V75H221ZM224 76H222L223 78H225V79H227L228 77H224ZM64 77V76H63ZM213 77V76H212ZM216 77V76H215ZM241 77V78H240ZM253 77V76H252ZM70 78V77H69ZM68 77L66 78L67 80L69 79ZM80 79H81V77H79ZM87 78V77H86ZM85 78V79H86ZM209 78V77H208ZM220 78V77H219ZM80 79H78V80H80ZM116 79H118V80H116ZM122 79H124V77L122 78ZM125 79H128V77L127 78H125ZM132 79V78H131ZM133 79V80H134ZM215 79V78H214ZM216 79H218V78H216ZM221 79V78H220ZM219 79V80H220ZM254 79V78H253ZM70 80V79H69ZM82 80V79H81ZM132 80V81H133ZM255 80V79H254ZM75 81V80H74ZM84 81V80H83ZM93 81V80H92ZM127 81H129V80H127ZM217 81V80H216ZM215 81V82H216ZM222 81V80H221ZM225 81V80H224ZM239 81V80H238ZM248 81V80H247ZM253 81V80H252ZM76 82V81H75ZM74 82V83H75ZM89 82V81H88ZM91 82V81H90ZM218 82V81H217ZM216 82V83H217ZM14 83V82H13ZM53 83V82H52ZM83 83V82H82ZM111 83V82H110ZM208 84H210L209 82H207ZM79 84V83H78ZM85 84H87V83H85ZM249 84H254V82L253 83H248V85ZM3 85V84H2ZM17 85V84H16ZM75 85V84H74ZM91 85V84H90ZM234 85H237V84H234ZM239 85V84H238ZM241 85V84H240ZM264 85V84H263ZM31 86V85H30ZM49 86V85H48ZM83 86V85H82ZM85 86V85H84ZM87 86H88V84H87ZM209 86V85H208ZM219 86V85H218ZM225 86V85H224ZM227 86H229V87H231V85H227ZM227 86H225V87H227ZM233 86V85H232ZM250 86H252V85H250ZM4 87H6V86H4ZM3 87V88H4ZM8 87V86H7ZM90 87V86H89ZM107 87H109V86H107ZM204 87V86H203ZM239 87V86H238ZM246 87V86H245ZM253 87V86H252ZM251 87V88H252ZM257 87V86H256ZM9 88V87H8ZM8 88H7V92H8ZM72 88V87H71ZM74 88V87H73ZM80 88H81V86H80ZM88 87H86V89H87ZM213 88V87H212ZM216 88H219V87H216ZM216 88H214L215 90H217ZM237 88V87H236ZM16 88H14V90H15ZM76 89V88H75ZM85 91H86V89L85 88H83ZM89 89V88H88ZM87 89V90H88ZM246 89H247V87H246ZM1 90V89H0ZM6 90V89H5ZM20 90V89H19ZM79 90V89H78ZM81 90V89H80ZM205 90V89H204ZM203 90V91H204ZM213 90V89H212ZM222 90V89H221ZM232 90V89H231ZM237 90V89H236ZM242 90H243V88H242ZM248 90V89H247ZM254 90V89H253ZM10 91V90H9ZM72 91H73V89H72ZM82 91V90H81ZM84 91V92H85ZM206 91V90H205ZM208 91V90H207ZM230 91V90H229ZM254 91H256V90H254ZM253 91V92H254ZM260 91V90H259ZM15 92H17V91H15ZM14 92V93H15ZM19 92V91H18ZM71 92V90L69 91V92H64V95L66 94V95H68V94H71L70 93ZM84 92H82V93H84ZM160 92H162V91H160ZM222 92H223V90H222ZM224 92H225V90H224ZM241 92V91H240ZM245 91H243V94L244 95H246L247 94V92H246V94L244 93ZM2 93V92H1ZM10 93V92H9ZM88 93V92H87ZM206 93H208V92H206ZM209 93H210V91H209ZM208 93V94H209ZM211 93H214V91L213 92H211ZM216 93V92H215ZM227 93V92H226ZM236 93V92H235ZM237 93H238V91H237ZM256 93V92H255ZM262 93V92H261ZM260 93V94H261ZM4 94V93H3ZM11 94V93H10ZM24 94V93H23ZM22 94V95H23ZM73 94V93H72ZM71 94V95H72ZM78 94V93H77ZM223 95H225L224 93H222ZM230 94V93H229ZM252 94V93H251ZM9 95V94H8ZM31 95V94H30ZM34 95V94H33ZM32 95V96H33ZM64 95H62L63 97H64ZM65 95V96H66ZM75 95V94H74ZM82 95V94H81ZM80 95V96H81ZM214 95V94H213ZM216 95V94H215ZM218 95V94H217ZM222 95V96H223ZM257 95V94H256ZM255 95V96H256ZM7 96V95H6ZM6 96H4L3 98H0V100L2 99V100H4V98L6 97ZM13 96V95H12ZM18 95H16V97H17ZM19 96H21V95H19ZM38 96V95H37ZM56 96V95H55ZM54 96V97H55ZM254 96V97H255ZM258 96V95H257ZM257 96L255 97V98H257ZM14 97V96H13ZM34 98L36 97V94H35V96H33ZM33 97H32V99H33ZM58 97V96H57ZM62 97V98H63ZM76 97H77V95H76ZM169 97H170V95H169ZM215 97V96H214ZM221 97V96H220ZM239 97H243L242 96V93H241V96L239 95ZM245 97V96H244ZM251 97H253V95H251ZM250 97V98H251ZM20 98V97H19ZM37 98V97H36ZM60 98V97H59ZM62 98H61V100H62ZM79 98V97H78ZM165 98V97H164ZM167 98V97H166ZM207 98V97H206ZM12 99V98H11ZM21 99V98H20ZM29 99H30V97H29ZM58 99V98H57ZM56 99V100H57ZM68 99V98H67ZM72 99V98H71ZM204 99V98H203ZM218 99V98H217ZM2 100H1V102H2ZM5 100H7V99H5ZM25 100V99H24ZM63 100H64V98H63ZM165 99H162V100H160L161 102L162 101H164ZM231 100V99H230ZM230 100L228 101L229 103H230ZM9 101V100H8ZM11 101V100H10ZM8 102V103H11V102ZM23 101V100H22ZM34 101H36V99H34ZM33 101V102H34ZM59 101V100H58ZM65 101V100H64ZM159 101V102H160ZM232 101V100H231ZM240 101V100H239ZM242 101H246L245 99H243ZM256 102H258L257 100H255ZM4 102V101H3ZM13 102V101H12ZM26 102V101H25ZM32 102V101H31ZM31 102H28V103H30L31 104ZM33 102H32V104H33ZM37 102V101H36ZM66 102H67V100H66ZM73 102V101H72ZM226 102V101H225ZM225 102H223V103H225ZM227 102V103H228ZM235 102V101H234ZM247 102H249V101H247ZM251 102V101H250ZM249 102V103H250ZM8 103H6V105H8V106H11V105H9ZM20 103V102H19ZM70 103V102H69ZM166 103V102H165ZM165 103H161L162 105L163 104H165ZM169 103H171V102H169ZM168 103V104H169ZM3 104V103H2ZM5 104V103H4ZM12 104V103H11ZM21 104H23V103H21ZM64 104H66V103H64ZM72 104V103H71ZM153 104V103H152ZM157 104V103H156ZM155 104V105H156ZM161 104H159V105H161ZM167 104V103H166ZM189 104H191V103H189ZM203 105H202V107H201V109H200V112H199V114H201V113H204V112H209L210 114H212V115H210V116H216L217 117V115L216 114H218V115H222L224 112L226 113V111H221V109H223L224 107L222 106L223 104H222V100H213L212 102H210L209 104H206V105H204V103H202ZM232 104V103H231ZM245 104H246V102H245ZM251 104V106H253L252 105V103H250ZM257 103H255L254 105H256ZM14 105V104H13ZM34 105H36V104H33V106ZM54 105V104H53ZM70 105V104H69ZM68 105V106H69ZM159 105L157 104L156 106H154L155 108L158 106L159 107ZM170 105V104H169ZM198 105V104H197ZM225 105V104H224ZM241 105H244V104H241ZM5 106V105H4ZM24 106V105H23ZM42 106H44V105H42ZM66 106V105H65ZM239 107L240 105L238 104H236L235 105V108H237V107ZM245 106V105H244ZM247 106H249V105H247ZM6 107V106H5ZM4 107V108H5ZM12 107V106H11ZM17 107H20V106H17ZM27 107H29V105H27ZM49 107V106H48ZM154 107H152L151 108V106L150 107H148V108H151L152 110H153V112L155 111V108ZM157 107V108H158ZM164 109H165V107L164 106H162ZM200 107V106H199ZM228 107H229V105H228ZM228 107H226L228 110H229V108ZM230 107H232L233 108V105H230ZM241 107V106H240ZM250 107V106H249ZM3 108V107H2ZM1 108V110L3 111V110H5V109H2ZM14 108V107H13ZM13 108H11V109H13ZM21 108V107H20ZM19 108V110H22V109H20ZM51 108V107H50ZM53 108V110L56 108V107H52ZM51 108V109H52ZM154 108V109H153ZM168 108H170V107H168ZM234 108V109H235ZM247 108V107H246ZM7 109V108H6ZM10 109V110H11ZM24 109V108H23ZM34 109V108H33ZM48 109V108H47ZM141 109H143V110H141ZM167 109V108H166ZM0 110V111H1ZM9 110V109H8ZM8 110H5V111H8ZM66 110V109H65ZM150 110V109H149ZM156 110H158V109H156ZM197 110V109H196ZM245 110V109H244ZM249 110H250V108H249ZM16 111V110H15ZM17 111H18V109H17ZM22 111H24V110H22ZM27 111V110H26ZM29 111V110H28ZM44 111V110H43ZM54 111H56V110H54ZM59 111H60V109H59ZM99 111H101V112H99ZM140 111L138 112V114L140 113ZM151 111V110H150ZM159 111H161V109H159ZM158 111V113H163V112H159ZM165 111V110H164ZM193 111V110H192ZM230 111V110H229ZM241 111H243V109H241ZM252 111H254L253 109H252ZM251 111V112H252ZM4 112V111H3ZM10 112V111H9ZM8 112V113H9ZM30 112H32L31 110H30ZM46 112H47V110H46ZM64 112H66V111H64ZM109 112H108V114H109ZM144 112V111H143ZM146 113L147 112H149V111H145ZM153 112H151L152 113V116L151 115H149V114H143V116L144 117H148V118H146V119H149V116H151V118L152 119H154L153 118V116H155L156 117V115H154V113H156L157 114V111H155L154 113ZM222 112V114H220ZM249 113H250V111H248ZM2 113V112H1ZM14 113V112H13ZM12 113V114H13ZM19 113L21 114V111H19ZM26 113V112H25ZM35 113V112H34ZM33 113V114H34ZM51 113V112H50ZM150 113V112H149ZM193 113V112H192ZM208 113V114H209ZM232 113H234V115L237 113H235V111H231V113H229L230 115L232 114ZM239 113V112H238ZM242 113H244V116L246 117V116H248L249 115V113H248V115H245L246 113L245 112H242ZM254 113H255V111H254ZM3 114H5V113H3ZM16 113H14V115H15ZM20 114H18V112H17V115L19 116ZM29 114H32V113H29ZM41 114H42V112H41ZM46 114H48V113H46ZM61 114V113H60ZM108 114H106L105 113V116H106V118L108 117V116H110V115H108ZM130 114V113H129ZM128 114V115H129ZM132 114L133 113H131V115L130 116H132ZM135 114H137V113H135ZM199 114H198V111L196 112V111H194V113H193V116L194 117H199ZM207 114V113H206ZM240 114V113H239ZM256 114H257V112H256ZM255 114V116H257ZM57 115V114H56ZM99 115H103V113H101V114H99ZM98 115V116H99ZM108 115V116H107ZM128 115H126V116H128ZM134 115V114H133ZM146 115V116H145ZM205 115V114H204ZM233 114H232V116H234ZM241 115V114H240ZM251 115V114H250ZM250 115L248 116V119L247 120H249V117H250ZM10 116V115H9ZM21 116V115H20ZM28 116V118L30 117L29 115H27ZM26 116V117H27ZM37 116V115H36ZM36 116H35V118H36ZM39 116V115H38ZM41 116V115H40ZM50 116H52V115H50ZM53 116H55V114L53 115ZM125 116V118L127 119V117ZM201 116L202 117H204L205 118V116H203L202 114H201ZM201 116L199 117L200 119H201ZM207 116V115H206ZM228 116V114L225 116L224 115V117H227ZM232 116H229V117H231V118H227V121L229 120V122L233 119L232 118ZM241 116H243V115H241ZM15 116H13V118H14ZM26 117H23V122L26 120ZM56 117V116H55ZM60 117V116H59ZM88 117V118H89ZM90 117V118H91ZM101 117V116H100ZM111 117V116H110ZM122 117V116H121ZM129 117V116H128ZM235 117V116H234ZM257 117H259V116H257ZM257 117L256 118H254V119H257ZM32 118V117H31ZM31 118H29V119H31ZM34 118V117H33ZM48 118H50V117H48ZM89 118V119H90ZM124 118V116L122 117V118H120V119H124V120H126ZM150 118V119H151ZM222 119H224L223 117H221ZM220 118V119H221ZM251 118V117H250ZM253 118V117H252ZM259 118H262L261 116L259 117ZM20 119H21V117H20ZM29 119H27L28 121H29ZM44 119H46V117L44 116ZM149 119V120H150ZM190 119V118H189ZM192 119V118H191ZM190 119V122L191 121H195V123H197L196 122V119L197 118H195V119H193V120H191ZM210 120V118L209 117H207V118H205V120ZM216 119V118H215ZM215 119H213V120H215ZM219 118H218V120H220ZM226 119V118H225ZM4 120V119H3ZM35 120V119H34ZM43 120V119H42ZM95 120H96V122H95ZM99 120H103V119H94V122L93 123H97V122H99ZM104 120H106V119H104ZM104 120L102 121V122H104ZM155 120V119H154ZM207 120V121H208ZM21 121V120H20ZM52 121V120H51ZM87 121V120H86ZM85 121V122H86ZM89 121V120H88ZM153 121V120H152ZM202 121H204V120H202L201 119V122ZM210 121H212V119L210 120ZM208 122V123H210L211 124V122ZM222 121V120H221ZM221 121H217L218 123L219 122H221ZM226 121V120H225ZM224 121V122H225ZM260 121H262V120H260ZM264 121V120H263ZM12 122V121H11ZM19 122V121H18ZM22 122V121H21ZM22 122V124H24ZM25 122H27V121H25ZM33 122V121H32ZM44 123H45V121H43ZM42 122V124H44ZM50 122V121H49ZM83 122H84V119H83ZM178 122V121H177ZM206 121H204L203 123H205ZM213 122H215V121H213ZM258 122V121H257ZM40 123V122H39ZM56 123H57V121H56ZM86 123H89V125L88 126H90L91 124H92V122H91V124H90V122H86ZM85 123V124H86ZM100 123H101V121H100ZM189 123V121H187V123L186 124H188ZM198 123H199V120H198ZM221 123H223V122H221ZM226 123V122H225ZM225 123H223V125L225 124ZM1 124V123H0ZM32 124V123H31ZM79 124H80V122H79ZM81 124H82V119H81ZM80 124V125H81ZM183 124V123H182ZM189 124H191V123H189ZM194 124V123H193ZM193 124H191L192 125V127H193ZM206 124V123H205ZM215 124V123H214ZM220 124V123H219ZM218 124V125H219ZM228 124V123H227ZM230 124V123H229ZM263 124H264V122H263ZM2 125H3V123H2ZM10 125V126H9ZM11 125L12 124H8V126H7V123L5 124L4 123V126H6V127H8V129L10 128L11 129ZM26 126L27 125H29V122H28V124H25ZM40 125H41V123H40ZM39 125V126H40ZM185 125V124H184ZM196 125H198V124H196ZM196 125H194V127H193V131L195 132V130L194 129H198L197 127H196ZM206 125H208V127H210V129L212 128V126H213V124H212V126L210 125L209 126V124H206ZM205 125V126H206ZM216 125V124H215ZM215 125H214V127L213 128H215V130H217V126L215 127ZM37 126V125H36ZM52 126H53V124H52ZM52 126H51V128H52ZM83 127H84V125H82ZM86 126V128H87V125H85ZM205 126H201V124H200V126H198V127H205ZM229 126V125H228ZM258 126H259V124H258ZM23 127V126H22ZM30 128L32 127V126H29ZM46 127V126H45ZM157 127V126H156ZM181 127H184L185 128V126H181ZM223 127V126H222ZM222 127H221V129H222ZM226 127H227V125H226ZM230 127H231V125H230ZM229 127V128H230ZM25 128V127H24ZM37 128H38V126H37ZM85 128V127H84ZM83 128V129H84ZM86 128H85V130H86ZM158 128V127H157ZM183 128V129H184ZM187 128H191V126L190 125H187V127H186V129ZM1 129V128H0ZM44 129V128H43ZM182 129V128H181ZM206 129V128H205ZM219 129V128H218ZM219 130V131H221L222 132V130ZM224 129V128H223ZM231 129H232V131L233 130H235L234 129V127L232 128L231 127ZM260 129V130H259ZM13 130H16L15 129V127H13ZM17 130H21V129H19V128H17ZM32 130V129H31ZM36 130V129H35ZM39 130V129H38ZM188 130V129H187ZM200 130H204L203 128L202 129H200ZM225 130V129H224ZM230 130V129H229ZM228 130V131H229ZM251 130H253V131H250L249 132V134L250 133H252L253 135H254V126H253V128L251 129ZM258 131H260V135H258V133H257V135H258V138H260V139H263V132H264V127H262V125H261V128L260 127H258V129H257ZM44 131V130H43ZM179 131V130H178ZM190 131H191V129H190ZM198 131V130H197ZM218 131V130H217ZM216 131V132H217ZM226 131H227V128H226ZM226 131H223L224 132V134L226 135V134H228V132H226ZM231 131V130H230ZM229 131V132H230ZM2 132V131H1ZM4 132V131H3ZM15 132V131H14ZM18 132V131H17ZM31 132V131H30ZM140 132V131H139ZM179 132H181V130L179 131ZM179 132L177 133V134H175L176 136H174L175 138L177 137V138H179V137H183V133L181 132L180 134H181V136H180V134H179ZM184 132L186 133V135H188V131H186L185 129H184ZM215 131L213 132L214 134L216 133ZM226 132V133H225ZM234 132V131H233ZM35 133V132H34ZM41 133V132H40ZM46 132H44V134H45ZM87 133V132H86ZM230 133H232V132H230ZM5 134H13V133H6L5 132ZM15 134H17V133H15ZM20 134V133H19ZM102 134V133H101ZM109 134V133H108ZM173 136H172V135ZM217 134H222V133H218L217 132ZM217 134H215V135H217ZM224 134L222 135V136H224ZM233 134V133H232ZM235 134H236V132H235ZM249 134H247V135H249ZM35 135V134H34ZM43 135V134H42ZM87 135H89V134H87ZM86 135V136H87ZM131 135V134H130ZM177 135H179V136H177ZM185 135V134H184ZM238 134H236V136H237ZM247 135H245V136H247ZM4 136V135H3ZM110 136V135H109ZM131 136H133V135H131ZM229 136H231V135H229ZM234 136V135H233ZM235 136V137H236ZM239 136V135H238ZM237 136V137H238ZM252 135H250L248 138L249 139H252L254 136H256V134L253 136V137H251ZM12 137V136H11ZM32 137V136H31ZM134 137V136H133ZM171 139H170V138ZM217 137H218V135H217ZM227 137H228V135H227ZM242 137V136H241ZM251 137V138H250ZM262 137V138H261ZM1 138H2V135H1ZM4 138V137H3ZM30 137H28V139H29ZM43 138V137H42ZM48 138H49V136H48ZM170 139V140H168L167 141V139ZM185 138V137H184ZM231 138V137H230ZM257 138V139H258ZM8 139V138H7ZM20 139V138H19ZM19 139H17V142H18V140ZM34 139H36V138H34ZM39 139H41V138H39ZM224 139V138H223ZM231 139H233V138H231ZM243 139H244V137H243ZM246 137H245V140H240V138H237V140H235V138H234V140H232V141H238L237 142V144H241V142H243V141H246ZM253 139H255V140H257L256 138H253ZM253 139H252V143H254V144H258V146L256 145L254 148L257 150V153L259 154V155H257V154H254V153H249L248 155L251 157V158H247L248 156H246V157H243L241 154H239V152H238V154L239 155H237V156H239L240 158H241V156H242V159L244 158V160H243V163H242V165L244 166V167H242V168H245L246 170H247V172L249 173V174H251V175H253V179H257L258 181L259 180H261V182H262V179H264V140L262 141H257V143H255V142H253ZM14 140V142L16 141L15 139H13ZM21 140V139H20ZM24 140V139H23ZM22 140V141H23ZM30 140H31V138H30ZM44 140V139H43ZM128 140V139H127ZM145 140H147V141H149V142H144ZM174 140V139H173ZM172 140V141H173ZM176 140H178V139H176ZM210 140H213V139H210ZM219 140H220V137H219ZM225 140V139H224ZM10 140L8 139V141H7V144H10V145H13V144H15L16 143V145H17V142H15V143H10V142H12V140L9 142ZM22 141H20V142H22ZM28 141V140H27ZM26 141V142H27ZM34 141V140H33ZM32 141V142H33ZM36 141H38L37 139L35 140V142ZM40 141V140H39ZM108 141V142H107ZM191 141H193V140H191ZM214 141V140H213ZM213 141H212V144L213 145H216V144H214L213 143ZM223 141V140H222ZM1 142V141H0ZM2 142H3V140H2ZM1 142V143H2ZM5 142H6V140H5ZM4 142V143H5ZM34 142V143H35ZM177 142V141H176ZM175 142V143H176ZM181 142V141H180ZM240 142V143H239ZM3 143V144H4ZM37 143V142H36ZM183 143V142H182ZM2 144V145H3ZM18 144H20L19 142H18ZM24 144V143H23ZM27 144H29V143H27ZM39 144H40V142H39ZM38 143H37V145H35V146H38L39 145ZM188 144H190V142L188 143ZM191 144H193L192 142H191ZM190 144V145H191ZM210 144V143H209ZM210 145L212 148H213V145ZM243 145L244 144H246L245 142H243L242 143ZM241 144V145H242ZM1 145V144H0ZM5 145H6V143H5ZM10 145H8V147L10 146ZM21 146H22V144H20ZM25 145V144H24ZM34 145V144H33ZM44 145V144H43ZM42 145V146H43ZM242 145V146H243ZM7 146V145H6ZM185 146H187L186 144H185ZM184 146V147H185ZM189 146V145H188ZM186 147V149L185 148H183V149H185V150H183L182 148H181V153H178L179 155H175L176 157H173L172 158V156L170 157L169 156V153H168V149L166 150L167 151V153H168V155H161V156H159V154L161 153V151L160 150H158V151H160V153L159 154H157V155H155V158H154V156H153V158H152V155H151V159H148L149 158V156L146 158V160L148 159L150 162H152V161H154V160H156V161H154V162H156L157 164H158V162H160V158H158V156L159 157H161V164H162V167H165V169L168 167V166H171L172 168H173V166L174 167H177V166H180V164H181V166H183V168H184V166H187V163L190 165L191 164V166H190V168L191 167H193V166H195V164H196V166H199V167H197V169H199L200 170V168H201V164H202V160H201V164L199 165V162L198 161H196L197 159H203V155H201L199 152L201 151H198V149H197V151H196V148L195 149H193L194 148V146L196 147L197 145L195 144V145H192L193 147L191 148V146L190 147ZM240 146V145H239ZM3 147V146H2ZM13 147H14V145H13ZM23 147H25V146H23ZM33 147V146H32ZM173 147V145L171 146L170 145V147H169V149L170 148H172ZM220 146H218V147H216V149L217 148H219ZM257 147V148H256ZM7 147H5V151L8 149H6ZM9 148H11V147H9ZM110 148H111V146H110ZM110 148L108 149V150H110ZM165 148V149H164ZM174 148V147H173ZM221 148V147H220ZM220 148L218 149V150H220ZM241 148V147H240ZM251 148V147H250ZM252 148H253V146H252ZM254 148H253V151H255L256 152V150H254ZM20 149V148H19ZM28 149V148H27ZM33 149V148H32ZM35 149V148H34ZM223 149V148H222ZM221 149V153H223L222 150ZM232 149V148H231ZM230 149V150H231ZM238 149V148H237ZM236 149V150H237ZM243 149V148H242ZM0 150H2L1 148H0ZM15 150V149H14ZM23 150V149H22ZM21 150V151H22ZM44 150V149H43ZM114 150V149H113ZM118 150V149H117ZM247 150V149H246ZM250 150V149H249ZM248 150V152H251V151H249ZM4 151V150H3ZM2 151V152H3ZM9 151V150H8ZM16 151V150H15ZM24 151V150H23ZM29 151V150H28ZM32 151V150H31ZM30 151V152H31ZM106 151H104V152H106ZM116 151V150H115ZM166 151L164 152V153H166ZM7 152V151H6ZM14 152V151H13ZM12 152V153H13ZM30 152H28V153H30ZM40 152V151H39ZM109 152H112V151H109ZM108 152V153H109ZM169 152H170V150H169ZM182 152H184V153H182ZM202 152V151H201ZM217 152V151H216ZM227 152V151H226ZM226 152H224V153H226ZM230 152V151H229ZM228 152V154H230ZM247 152V153H248ZM9 153V152H8ZM11 153V152H10ZM9 153V154H10ZM17 152H15L14 154H16ZM19 153V152H18ZM21 153V152H20ZM116 153H118V151H116ZM204 153V152H203ZM206 153V152H205ZM204 153V154H205ZM233 153V152H232ZM246 153V152H245ZM244 153V154H245ZM4 154V153H3ZM14 154H12V156L14 155ZM22 154V153H21ZM23 154H27V153H23ZM33 154V153H32ZM35 154V153H34ZM105 154V153H104ZM107 154V153H106ZM148 154V155H149ZM200 154V155H199ZM242 154H243V152H242ZM20 155V154H19ZM102 155H103V153H102ZM206 155V154H205ZM241 155V156H240ZM253 155V156H252ZM7 156V155H6ZM9 156V155H8ZM18 156V155H17ZM24 156V155H23ZM22 156V157H23ZM32 156V155H31ZM96 156V155H95ZM104 156H106V155H104ZM146 156V155H145ZM145 156H144V159H145ZM157 156V157H156ZM174 156V155H173ZM2 157V156H1ZM11 157V156H10ZM27 157V156H26ZM98 157H95V159L97 158L98 159ZM206 157V156H205ZM231 157V156H230ZM234 157V156H233ZM15 158V157H14ZM103 158V160L105 159L104 157H102ZM157 158H158V161H157ZM6 159H7V157H6ZM9 159V158H8ZM7 159V160H8ZM18 159V158H17ZM21 159V158H20ZM24 159H26V158H24ZM90 159V158H89ZM95 159H94V161H95ZM100 159H99V161H100ZM153 159V160H152ZM228 159V158H227ZM238 159V158H237ZM242 159H240L241 161H242ZM0 160H1V158H0ZM13 160H16V159H13ZM31 160V159H30ZM103 160L101 159V164H102V162H103ZM135 160V161H136ZM140 160H142V159H140ZM147 160V161H148ZM152 160V161H151ZM204 160H205V158H204ZM206 160H207V158H206ZM205 160V161H206ZM5 161V160H4ZM4 161H1L2 163L4 162ZM25 161V160H24ZM23 161V162H24ZM108 161V160H107ZM129 161V162H128ZM208 161H210V160H208ZM235 161V160H234ZM233 161V162H234ZM241 161H239L240 163H241ZM6 162V161H5ZM15 162H18V161H15ZM21 161H19V163H20ZM89 162V161H88ZM95 162H98V160L97 161H95ZM106 162V161H105ZM134 162V161H133ZM231 163H232V160L230 161ZM236 162V161H235ZM238 162V161H237ZM239 162H238V164H239ZM7 163V162H6ZM12 163H13V161H12ZM85 163V164H84ZM184 163H185V165H184ZM195 163V164H194ZM24 164V163H23ZM100 164V163H99ZM146 165H149L150 163H145ZM209 164V163H208ZM235 164V163H234ZM6 165V164H5ZM4 165V166H5ZM16 165V163L14 164V166ZM30 165V166H31ZM95 165H98V164H95ZM144 165V164H143ZM151 165H156V164H151ZM173 165V166H172ZM203 165H206L204 162H203ZM202 165V166H203ZM210 165H212V164H210ZM214 165V164H213ZM220 165H222V164H220ZM241 165V164H240ZM240 165H238V166H240ZM1 167H3L2 165H0ZM11 166V165H10ZM23 166V165H22ZM29 166V167H30ZM215 166H217V164L216 165H214V167ZM230 166V165H229ZM238 166H237V164L236 165H234V166H231L232 168L231 169H227L226 171L225 170H223V172L225 171V173L222 175V174H220V176L218 175V172L221 170L220 168H223V167H220L219 166V164H218V168L220 169V170H218V171H216V175H218L219 176V179L220 180H218V182H217V180L216 179H218V178H215V180H216V182H214V189L212 188L213 186L212 185H210V186H212L211 188V190H215V191H217V193H215V194H213L215 191H213V193H211L210 192V189L208 190V192L205 194L206 195V197H208V200H205L204 199V202L206 201H208V204L206 205V203L205 204H203V205H206V207L208 206V207H213L215 210H216V212H217V214L218 215H220L223 219H221L222 221H220V222H222L223 223V225H224V223H227L226 225H225V228H226V234H227V236L225 237L224 236V234H222L223 235V237L225 238V241H224V243L221 245V247H219V250L218 251H220V249H221V251H222V253L221 254H223V255H221L222 256V258L224 259V261H225V259H229L228 257L229 256H231V255H235L236 256V254H237V256L238 255H241L242 254V250H248V249H244L245 247H244V244H242V243H244V241H242V243H241V245H243V246H241L240 248L241 249H238L237 250V248H234V246L233 247H231L229 244V241H230V239H231V237H233V231L232 232H229V231H231V229L232 228H234V230L236 229V231L237 232H239V234H240V232H242L241 233V236L243 235V233H246V232H248V231H250L252 228V226H249V225H252V224H249L250 222H249V218H251L250 220H252V218L255 220L256 219V217H258L257 219H259L260 221H261V217H262V220H263V225H264V186H263V188H261V189H259V190H257V191H254V189H253V195H250V193H249V196H247V197H243V198H239V196L237 197V195L239 194V193H231L230 191H228V187L230 188V186L232 187V186H236V187H238L239 185H238V183H240V185L241 184H243L244 185V179H243V183H241V181H240V179L239 180H234V177H233V175L234 174H236V173H243L242 174V176L243 175H246L245 174V169H244V171H242L243 169H240V168H238ZM7 167V166H6ZM6 167H5V169H6ZM13 167V166H12ZM25 167H27V166H25ZM148 167V166H147ZM171 167L170 168H167V169H171ZM188 167V166H187ZM187 167L186 168H184V169H186V170H184L183 168H182V170H184L183 172H185V171H187L188 169H187ZM203 167H205V166H203ZM202 167V168H203ZM225 167V166H224ZM4 168V167H3ZM14 168V167H13ZM18 168H19V166H18ZM17 168V169H18ZM31 168V167H30ZM29 168V169H30ZM161 168V167H160ZM179 168H181V167H179ZM189 168V167H188ZM194 168V167H193ZM192 168V169H193ZM201 168V169H202ZM4 169V170H5ZM23 169V168H22ZM21 169V170H22ZM134 169V168H133ZM150 169V168H149ZM152 169V168H151ZM162 169V168H161ZM161 169H158L157 168V170H161ZM174 169V168H173ZM176 169H178V168H176ZM191 169V171H193ZM197 169H196V171H197ZM216 169V168H215ZM224 169H226V168H224ZM256 169H258L259 171H261V174H262V176H260L258 173V171L256 170ZM30 170V171H31ZM180 170V169H179ZM178 170V171H179ZM198 170V171H199ZM2 171V170H1ZM7 171V170H6ZM5 171V172H6ZM13 171V170H12ZM18 171H19V169H18ZM147 171V172H146ZM152 171V170H151ZM161 171H163V170H161ZM165 171V170H164ZM171 171H173L172 169H171ZM175 171L177 172V170H174V172L173 173H175ZM189 171V170H188ZM188 171L186 172V174H188V175H190V173H188ZM196 171H193V172H196ZM197 171V172H198ZM11 172V171H10ZM15 172V171H14ZM31 172V173H32ZM118 172V173H117ZM129 172V173H128ZM157 172V171H156ZM166 172V171H165ZM196 172V173H197ZM220 172H222V171H220ZM222 172V173H223ZM2 173H4V171L2 172ZM9 173V171L8 172H6V176H7V174ZM18 173V172H17ZM16 173V176H18V174ZM20 173H21V171H20ZM19 173V174H20ZM24 173H25V171H24ZM24 173H22V174H24ZM29 174V172L27 171L26 172V174ZM152 173H154V172H152ZM164 173V172H163ZM173 173L172 174H170V175H173ZM181 173V172H180ZM148 174V175H147ZM168 173H166V175H167ZM179 174V173H178ZM177 174V175H178ZM183 174V173H182ZM182 174H181V176H182ZM192 174V173H191ZM8 175H10V174H8ZM15 175V174H14ZM13 175V176H14ZM25 175V174H24ZM58 175H61V180L62 181H59L58 180ZM151 175H154L155 176V174H151ZM170 175H169V177H170ZM175 175V174H174ZM177 175H175V176H177ZM180 175V174H179ZM184 175V174H183ZM193 175V174H192ZM238 175V174H237ZM236 175V176H237ZM248 175V174H247ZM11 176H12V174H11ZM22 176L23 175H20V176H18V178L19 177H21L20 179H22ZM149 176V177H148ZM154 176H152V177H154ZM158 176H159V172H158ZM165 176V175H164ZM175 176H173V177H175ZM196 176V175H195ZM199 176V175H198ZM197 176V177H198ZM201 176V175H200ZM215 176V175H214ZM23 177H26V176H23ZM29 177H30V175H29ZM139 177V178H138ZM148 177V178H147ZM157 177V176H156ZM183 177V176H182ZM190 177V176H189ZM192 177V176H191ZM193 177H194V175H193ZM246 177V176H245ZM2 178V177H1ZM34 178V179H35ZM38 178V179H39ZM151 178V177H150ZM159 178V177H158ZM162 178H163V176H162ZM161 178V179H162ZM168 178V177H167ZM4 179V178H3ZM15 179H16V177H15ZM19 179V180H20ZM31 179H32V177H31ZM161 179H159V181L161 180ZM199 179V178H198ZM213 179V178H212ZM236 179V178H235ZM252 178H251V180H253ZM25 180H26V178H25ZM28 180V179H27ZM154 181L155 180H157V179H153ZM177 180V179H176ZM188 180V179H187ZM193 180V179H192ZM242 180V179H241ZM8 181V180H7ZM12 181V180H11ZM10 181V182H11ZM32 181V180H31ZM35 181V180H34ZM39 181V180H38ZM148 181H150V180H148ZM147 181V183L149 184V182ZM152 181V180H151ZM154 181H152V182H154ZM162 181V180H161ZM164 181V180H163ZM233 181H237V185L236 184H234L235 182H233ZM248 181H250V180H248ZM254 181V180H253ZM3 182H4V180H3ZM6 182V181H5ZM17 182H19V181H17ZM41 182V181H40ZM156 182V181H155ZM155 182H154V184H155ZM158 182V181H157ZM165 182H167V181H165ZM189 182V181H188ZM195 182V181H194ZM245 182H246V180H245ZM260 182V181H259ZM259 182L257 183V184H259ZM13 183V182H12ZM11 183V184H12ZM146 183V182H145ZM159 184L161 183V182H158ZM167 183H169V181L167 182ZM193 183V182H192ZM191 182H190V184H192ZM196 183V182H195ZM200 183V182H199ZM253 183V182H252ZM252 183H251V185H252ZM255 183V182H254ZM27 184V183H26ZM39 184V183H38ZM119 184V185H118ZM138 184V183H137ZM141 184H143V183H141ZM153 184V183H152ZM153 184V185H154ZM159 184H157V185H159ZM198 184V183H197ZM197 184H195V185H197ZM202 184V183H201ZM207 184H211L210 182H208ZM213 184V183H212ZM248 184V183H247ZM247 184H245L244 186L245 187H247V186H249V185H247ZM263 184V183H262ZM6 185H7V183H6ZM10 185V184H9ZM150 185V184H149ZM161 186H159V190L156 192V191H154V194H153V191H152V193H150L151 195L153 194V195H155V196H157V198H159L158 197V195H157V193L159 194V196H161L162 198L161 199H163V197L165 198L164 200H171L172 202H173V200H172V198L170 199V198H168V197H173V196H175V195H177V196H181V194H182V196L180 197H177V196H175V198L177 197V199H176V201H174V202H176L175 204H176V206L177 207H179L178 209H177V212H178V210H180V213H183V215L184 216H187V215H189V217H190V214H192L196 209L195 208H191V210H190V208H189V206L188 205H186V203L184 202V199H185V201L187 200L188 201V196H183V195H186V194H188V193H186V194H183V191L181 192V194L179 193L180 191L179 190H177V194H174V192L176 191V189H175V191H173V185H168V184H164L163 182L160 184ZM199 185V184H198ZM203 185V184H202ZM242 185V186H243ZM250 185V186H251ZM3 186V185H2ZM18 186H20L21 187V184L20 185H18ZM27 186H29V185H27ZM26 186V187H27ZM40 186V185H39ZM123 186V183H121V187ZM139 186V185H138ZM192 186V185H191ZM204 186H207V185H204ZM209 186V187H210ZM219 186H226L227 187V189L226 190H223L222 188H219ZM243 186V187H244ZM249 186V187H250ZM4 187V186H3ZM11 187V186H10ZM14 187H15V185H14ZM19 187V188H20ZM140 187V186H139ZM161 187H163V188H161ZM203 187V186H202ZM201 187V188H202ZM208 187V188H209ZM242 187V188H243ZM260 187H262V186H260ZM0 188H1V186H0ZM6 188V187H5ZM35 188V187H34ZM42 188V187H41ZM116 188V187H115ZM120 188V187H119ZM136 188H138V187H136ZM135 188V190H137L138 191V189H136ZM145 188V187H144ZM143 188V189H144ZM149 189H151L152 188V186L151 187H148ZM148 188H145V189H147L146 191H148ZM155 188H157L156 186H155ZM162 190H161V189ZM190 188H192L193 189V187H190ZM235 188V187H234ZM233 188V189H234ZM239 188V187H238ZM238 188H237V190H238ZM242 188L240 187L239 188V190H242ZM248 188V187H247ZM251 188V187H250ZM9 189H11V188H9ZM15 189H16V187H15ZM43 189V188H42ZM178 189V188H177ZM194 189H197V188H195V186H194ZM204 189V188H203ZM244 189V188H243ZM252 189V188H251ZM0 190H2L3 191V193H5L4 192V190L3 189H0ZM6 190H8V189H6ZM12 190V189H11ZM17 190V189H16ZM35 190H37V189H35ZM119 190H121V191H123L122 193L119 191ZM134 190V191H135ZM153 190H155V189H153ZM232 190V189H231ZM236 190V189H235ZM236 190V191H237ZM19 191V189L17 190V192ZM27 191V190H26ZM40 191V190H39ZM38 191V192H39ZM141 190H139V192H140ZM150 191V190H149ZM148 191V192H149ZM179 191V192H178ZM188 191V190H187ZM202 191V190H201ZM25 192V191H24ZM144 192V191H143ZM155 192H156V194H155ZM173 192V193H172ZM186 191H184V193H185ZM204 192H206L205 190H204ZM238 192H240V191H238ZM244 192V191H243ZM247 192V191H246ZM2 193V192H1ZM2 193V194H3ZM10 193V192H9ZM14 193V192H13ZM21 193V192H20ZM19 193V194H20ZM26 193V192H25ZM28 193V192H27ZM131 193H133V196H134V192H131ZM138 193V192H137ZM141 194H145V193H142V191L140 192ZM147 193V192H146ZM174 194V195H172V194ZM179 193V194H178ZM189 193L191 194V192L189 191ZM197 194L199 193V190H197V192H196ZM203 193V192H202ZM242 193V192H241ZM1 194V195H2ZM16 194V193H15ZM76 194H80V195H76ZM87 194V195H86ZM243 194V193H242ZM4 195V194H3ZM82 195V196H81ZM86 195V196H85ZM125 195V194H124ZM146 195V194H145ZM147 195H148V193H147ZM146 195V196H147ZM151 195H149V197H152ZM201 195V194H200ZM241 195V194H240ZM21 196H22V194H21ZM20 196V197H21ZM128 196V195H127ZM130 196H132V194H130L129 195V197ZM138 197L140 196V194H138L137 195ZM144 196V195H143ZM146 196H144V197H146ZM152 197L151 199H153V200H155L156 199V205L158 204L159 205V203H161L162 204V202H164L163 200L161 201V202H159V203H157V198L156 197ZM2 196H0V198H1ZM23 197V196H22ZM90 197H88V198H90ZM124 197V196H123ZM135 197H136V195H135ZM135 197H133L134 199H132L133 200V202H134V200H135ZM137 197V198H138ZM191 197V196H190ZM197 197V196H196ZM10 199V201H11V197H9ZM14 198V197H13ZM24 198H26V196H24ZM28 198V197H27ZM98 198H97V201H98ZM118 198V199H117ZM168 198V199H167ZM202 198V197H201ZM7 199V198H6ZM5 199V200H6ZM29 199V198H28ZM38 199V198H37ZM91 199V198H90ZM93 199H95V198H93ZM103 199H105L106 200V197L105 198H103ZM112 199V198H111ZM111 199H109L110 200V202H111ZM115 199V198H114ZM127 199V197L125 198V200ZM129 199V198H128ZM142 199H143V197H142ZM145 199H147V197L145 198ZM150 199V198H149ZM173 199H174V197H173ZM192 199V198H191ZM251 199H254V202H253V204H250L249 202L251 201ZM1 200V199H0ZM3 200V199H2ZM8 200V201H9ZM17 200V199H16ZM15 200V201H16ZM31 200V199H30ZM100 200V199H99ZM121 200H123L124 201V199H121ZM130 200V199H129ZM138 201H139V199H137ZM141 200V199H140ZM152 200V202L154 203V201ZM200 200V199H199ZM21 201V200H20ZM91 201H93V200H91ZM102 201V200H101ZM104 201V200H103ZM108 201V200H107ZM107 201H105V202H107ZM116 201H114V203L116 202ZM128 201V200H127ZM146 201H148V200H146ZM166 201V202H167ZM1 202V201H0ZM13 202V201H12ZM118 202V201H117ZM116 202V203H117ZM169 202V206H170V201H168ZM173 202V203H174ZM182 202H184V203H182ZM203 202V203H204ZM3 204H5L4 202H2ZM7 203V202H6ZM92 203V202H91ZM98 203V202H97ZM100 203V202H99ZM102 203V202H101ZM107 203H109V202H107ZM106 203V204H107ZM112 203H113V200H112ZM115 203V204H116ZM123 203V202H122ZM124 203H126V201H124ZM147 203V202H146ZM151 204V205H147V206H149V208H148V210L151 208V210L154 208V205L155 204ZM182 203V204H181ZM201 203V202H200ZM9 204V203H8ZM26 204V203H25ZM105 204V203H104ZM110 204V203H109ZM114 204V205H115ZM119 204V202L117 203V205ZM134 204V203H133ZM132 204V205H133ZM136 204H138L137 202H136ZM150 204V203H149ZM165 203H163V205L162 206H164V208H165V206H166V204L164 205ZM11 205V204H10ZM98 205V204H97ZM153 205V206H152ZM190 205V204H189ZM21 206H23V205H21ZM151 206V207H150ZM159 206H161V205H159ZM167 206H168V204H167ZM166 206V208L168 209V208H173V209H175V208H177V207H167ZM185 208H184V207ZM188 206V207H187ZM5 207L6 206H2L1 205V207H0V212H4V210H5ZM18 207V206H17ZM16 207V208H17ZM33 207V206H32ZM123 207H125V206H123ZM127 207H128V205L126 206V209H127ZM26 208V207H25ZM135 207H133V209H134ZM137 208H139L138 206H137ZM156 208V207H155ZM162 208V207H161ZM165 208V209H166ZM197 208V207H196ZM204 208V210L203 211H205V206L203 207ZM212 208V209H213ZM15 209V208H14ZM21 209V208H20ZM27 209V208H26ZM147 209V208H146ZM166 209V210H167ZM202 209V208H201ZM118 210V209H117ZM131 210V208L128 210V211H130ZM158 210L160 211L161 209H159L158 207H157V209L156 210H154V211H156V217L159 219V215H158ZM165 210V211H166ZM172 210V209H171ZM194 210V211H193ZM207 210H208V208H207ZM206 210V211H207ZM12 211V210H11ZM15 211V210H14ZM13 211V212H14ZM18 211V210H17ZM24 211V210H23ZM144 211H145V209H144ZM150 211V210H149ZM153 211V212H154ZM174 211V210H173ZM197 211V210H196ZM199 211H201L200 210V208H199ZM213 210H211V216H213V214L215 213V212H212ZM243 211H245V213L244 214H246L247 216H244V218H242V215H241V213L243 212ZM10 212V211H9ZM12 212V213H13ZM25 212V211H24ZM28 211L26 210V213H27ZM34 212H35V209H34ZM125 212H127V211H125ZM133 212H135V211H133ZM132 212V213H133ZM145 212H147V210L145 211ZM152 212V211H151ZM176 212V215L178 214ZM8 213V212H7ZM20 213V212H19ZM23 213V212H22ZM26 213H23V214H26ZM32 213V212H31ZM113 213V212H112ZM129 213V212H128ZM179 213V214H180ZM195 213H197V212H195ZM200 213V212H199ZM202 213H204V212H202ZM213 213V214H212ZM17 214V213H16ZM35 214V213H34ZM36 214H37V212H36ZM35 214V215H36ZM116 214V213H115ZM118 214V213H117ZM131 214V213H130ZM153 214L154 213H152V216H153ZM163 214H164V212L162 213L161 212V215L163 216ZM198 214V213H197ZM201 214V213H200ZM205 214V213H204ZM204 214H201V217L200 218H205L204 217ZM207 214H210V211L208 210V213L206 212V218H207ZM7 215V214H6ZM28 215H30L31 216V214L29 213ZM124 215H126V214H124ZM132 215V214H131ZM155 215V214H154ZM192 215H195V214H192ZM191 215V216H192ZM203 215V216H202ZM214 215H216V214H214ZM217 215V216H218ZM13 216H15V213H14V215ZM13 216H12V218H11V220L12 219H14L13 218ZM34 216V215H33ZM111 216H112V219H111ZM134 216H136V215H134ZM147 216V215H146ZM145 216V217H146ZM159 216V217H158ZM175 216V215H174ZM180 216H181V214H180ZM184 216H181V218H177V219H181L180 221L181 222H184L183 220L184 219H188V218H186V217H184ZM4 217V216H3ZM6 217V216H5ZM37 217V216H36ZM142 217V216H141ZM140 217V218H141ZM148 217V216H147ZM151 217V216H150ZM193 217V216H192ZM198 217V216H197ZM220 217V218H221ZM1 218V217H0ZM7 218V217H6ZM25 219H26V217H24ZM28 218V217H27ZM127 218V217H126ZM125 218V219H126ZM132 218V217H131ZM134 218V217H133ZM137 218H138V216H137ZM136 218V219H137ZM139 218V219H140ZM149 218V217H148ZM148 218H146V219H148ZM155 218V217H154ZM169 218V217H168ZM196 218V217H195ZM203 219L204 221L205 220H207V219ZM208 218H210V216H208ZM4 219V218H3ZM40 219V218H39ZM115 219V218H114ZM124 219V220H125ZM129 219V218H128ZM142 219H143V217H142ZM141 219V220H142ZM156 219V218H155ZM190 219H191V217H190ZM190 219H188V222L190 221ZM197 219V218H196ZM199 219V218H198ZM256 219V221H257V223L259 222L258 220ZM2 220V219H1ZM122 220V219H121ZM120 220V221H121ZM123 220V221H124ZM170 220V219H169ZM202 220V219H201ZM198 221V222H202V221ZM8 221V220H7ZM36 221V220H35ZM119 221V220H118ZM143 221V220H142ZM150 221V220H149ZM196 221V222H197ZM203 221V222H204ZM224 221H226V222H224ZM11 222H13V220L12 221H10V223ZM125 222V221H124ZM131 222H132V220H131ZM139 222V221H138ZM154 222V221H153ZM168 223H169V221H167ZM173 222H175V221H173ZM197 222V223H198ZM252 222V221H251ZM9 223V224H10ZM17 223V222H16ZM15 223V224H16ZM35 223V224H36ZM87 223V224H88ZM113 223V222H112ZM111 223V224H112ZM142 223V222H141ZM166 223V222H165ZM190 223H192L191 221L189 222V224ZM193 223H195V222H193ZM193 223H192V225H193ZM197 223H195V224H197ZM254 224H255V221L253 222ZM256 223V225H258ZM262 223V222H261ZM8 224V225H9ZM14 224V225H15ZM29 224V223H28ZM85 224V223H84ZM94 224H92V226H94ZM110 224V225H111ZM123 223H121V225H122ZM162 225H163V222L161 223ZM170 224H172V223H170ZM221 224V223H220ZM219 224V225H220ZM3 225V224H2ZM13 225V226H14ZM21 225H24V223L23 224H21ZM25 225H27L26 223H25ZM86 225V224H85ZM124 225V227L126 228V225L125 224H123ZM128 225V224H127ZM159 225V224H158ZM162 225H161V228H162ZM179 225V224H178ZM259 225H261V224H259ZM6 226H7V224H6ZM13 226H11V227H13ZM28 226V225H27ZM30 226V225H29ZM82 226H84V225H82ZM92 226H91V228H92ZM119 225H117V227H118ZM134 226V225H133ZM169 226V225H168ZM171 226H173V225H171ZM185 226V225H184ZM3 227V226H2ZM8 227V226H7ZM34 227H35V225H34ZM112 227V226H111ZM110 227V228H111ZM121 227V226H120ZM119 227V228H120ZM174 227V226H173ZM173 227H172V229H173ZM179 228H180V226H178ZM191 227V226H190ZM193 227V226H192ZM256 227H258V226H256ZM1 228V227H0ZM14 228V227H13ZM89 228V227H88ZM96 227L94 226V229H95ZM109 228V229H110ZM124 228V229H125ZM131 228V227H130ZM129 228V229H130ZM147 228V227H146ZM183 228H185V227H183ZM15 229V228H14ZM22 229V231H23V228H21ZM20 229V230H21ZM93 229V228H92ZM109 229H107V231L109 232L110 230ZM114 229V228H113ZM118 229V228H117ZM124 229H123V227H122V229L119 231L120 233H122V232H124ZM229 229V230H228ZM264 229V228H263ZM7 230H8V228H7ZM12 230V229H11ZM91 229H89V231H90ZM115 230V229H114ZM114 230H111V233H117V231H115V232H113ZM126 230V229H125ZM163 230V229H162ZM181 230H182V228H181ZM223 230V229H222ZM223 230V231H224ZM228 230V231H227ZM254 230H256V229H254ZM2 231H3V229H2ZM9 231V230H8ZM94 231V230H93ZM97 231V230H96ZM102 231H106V229H104V230H102ZM131 231V230H130ZM155 231V230H154ZM176 231V230H175ZM174 230H173V232H175ZM224 231V232H225ZM258 231V230H257ZM85 232V231H84ZM91 232V231H90ZM98 232V231H97ZM133 232H134V229H133ZM140 232V231H139ZM160 232H162V231H160ZM169 232H171V230H169ZM176 232H178V231H176ZM175 232V233H176ZM182 232H183V230H182ZM186 232V231H185ZM237 232H235L236 233V235L238 236V233ZM6 233H8V232H6ZM21 233V232H20ZM83 233V232H82ZM86 233V232H85ZM95 233V232H94ZM93 233V234H94ZM98 233H100V231L98 232ZM138 233V232H137ZM172 233V232H171ZM170 233V234H171ZM174 233V234H175ZM180 233V232H179ZM223 233V232H222ZM228 233H231V237H230V235L228 234ZM233 233V234H232ZM250 233V232H249ZM251 233H253V232H251ZM254 233H256V232H254ZM9 234V233H8ZM18 234V233H17ZM22 234V233H21ZM79 234V233H78ZM92 234V233H91ZM92 234V235H93ZM103 234H104V232H103ZM109 234V233H108ZM127 234V233H126ZM126 234H124L125 236H126ZM129 234V233H128ZM169 234V235H170ZM218 234H220V233H218ZM82 235V234H81ZM112 235V234H111ZM116 235V234H115ZM120 235V234H119ZM123 235V236H124ZM130 235V234H129ZM138 235H140V234H138ZM142 235H143V233H142ZM179 235H181V234H179ZM184 235V234H183ZM189 234H187V235H185V236H188ZM200 235V232H199V234H198V236ZM235 234H234V236H236ZM9 236V235H8ZM10 236H12V235H10ZM14 236H16L17 237V235H14ZM94 236V235H93ZM99 236H100V234H99ZM103 235H101V237H102ZM144 236H146V235H144ZM143 236V237H144ZM176 236V235H175ZM191 236V235H190ZM219 236V235H218ZM217 236V237H218ZM244 236V235H243ZM77 237V236H76ZM82 237H84V235L82 236ZM98 237V236H97ZM118 237H120V236H118ZM128 237V236H127ZM134 237V236H133ZM139 237H141V235L139 236ZM160 237V236H159ZM158 237V238H159ZM184 237V236H183ZM201 237V236H200ZM22 238V237H21ZM85 238H86V236H85ZM88 238V237H87ZM99 238V237H98ZM117 238V237H116ZM124 238V237H123ZM123 238H121V239H123ZM219 238V237H218ZM239 238V237H238ZM252 238V237H251ZM79 239H80V237H79ZM102 239V238H101ZM153 239V238H152ZM177 239V238H176ZM179 239V238H178ZM186 239V238H185ZM18 240V239H17ZM75 240L76 241H80V240H77V238H75ZM103 240V239H102ZM108 240H110V239H108ZM117 240H119V239H117ZM127 238H126V241L125 242H127ZM131 240V239H130ZM140 240V239H139ZM142 240V239H141ZM153 240H155V238L153 239ZM156 240H158V239H156ZM245 240L247 241V239H246V237H245ZM249 240V239H248ZM254 240V239H253ZM74 241V240H73ZM75 241V242H76ZM84 241V240H83ZM85 241H86V239H85ZM119 241H121V240H119ZM123 241H124V239H123ZM145 241H147V240H145ZM160 241V240H159ZM218 241V240H217ZM219 241H220V239H219ZM18 242V241H17ZM21 242V241H20ZM80 242H82V241H80ZM79 242V243H80ZM102 242H104V241H102ZM110 242H112V241H110ZM110 242L108 243V245H106V246H109V244H110ZM128 242H130V241H128ZM127 242V243H128ZM179 242V241H178ZM231 243H232V240L230 241ZM249 242H250V240H249ZM257 242V241H256ZM256 242H253L252 241V243H256ZM60 243H57L56 245H63V244H60ZM72 243H74V242H72ZM133 243H134V239H133ZM136 243H138V242H136ZM134 244V245H136V246H138L137 244ZM142 243V242H141ZM145 243H147V247H150L151 246V250H152V253L155 255V257L157 258L158 256H159V253L160 252H158V250L159 249H157L156 248V246H155V244L154 243H152V242H145ZM150 243V244H149ZM156 243V242H155ZM172 243H173V241H172ZM246 243V242H245ZM258 243V242H257ZM19 243H17V245H18ZM71 244V243H70ZM76 244V243H75ZM103 244V243H102ZM115 244V243H114ZM120 244V243H119ZM148 244L150 245V246H148ZM174 244H176V243H174ZM234 244V243H233ZM55 245V244H54ZM88 245H89V243H88ZM88 245H85V246H88ZM111 245V244H110ZM116 245V244H115ZM120 245H122V244H120ZM161 245V244H160ZM168 245V244H167ZM177 245V244H176ZM251 245V244H250ZM256 245V244H255ZM49 246V245H48ZM47 246V247H48ZM53 246V245H52ZM64 246H65V243H64ZM63 246V247H64ZM70 245L68 244V245H66V248L67 247H69ZM93 246V245H92ZM91 246V247H92ZM116 246H118V245H116ZM162 246V245H161ZM170 246V245H169ZM178 246V245H177ZM246 246H247V244H246ZM252 246H254V245H252ZM251 246V247H252ZM20 247V246H19ZM28 247H31L32 249L34 248V252L32 251V252H30L31 250L30 249H28ZM46 247V248H47ZM54 247H57V251H58V246H53V248ZM62 246H61V248H60V251H62L64 248H63ZM71 247V246H70ZM69 247V248H70ZM89 247V246H88ZM94 247V246H93ZM120 247V246H119ZM125 247V246H124ZM131 247V246H130ZM158 247V246H157ZM46 248H42L43 250L45 249L46 250ZM63 248V249H62ZM73 248H75V247H73L72 246V249ZM86 248V247H85ZM103 248H105V247H103ZM102 248V249H103ZM115 248V247H114ZM120 248H123L122 246L120 247ZM129 248V247H128ZM132 248V247H131ZM134 248V247H133ZM140 248V247H139ZM144 248V247H143ZM167 248H169V247H167ZM52 249V248H51ZM50 249V250H51ZM62 249V250H61ZM71 249V248H70ZM71 249V250H72ZM77 249V248H76ZM83 249H84V247H83ZM101 249V250H102ZM116 249V248H115ZM124 249V248H123ZM141 249V248H140ZM164 249V248H163ZM162 249V250H163ZM43 250H41V251H43ZM47 250H48V248H47ZM46 250V251H47ZM54 250H56V249H54ZM67 250V249H66ZM66 250H64V251H66ZM75 250V249H74ZM87 250H88V248H87ZM107 250V249H106ZM120 250H122V249H120ZM148 250V248H144V249H141V250H138V251H136L135 250V252L136 253H134L135 255H134V260L131 262V261H127V263L126 264H140V262H141V260H142V258H144L146 255H144V252H146ZM236 250V251H235ZM240 250V251H239ZM64 251H63V253H64ZM76 251H78V250H76ZM76 251H74L75 253H76ZM89 251L91 252H93V250H90V248H89ZM104 251V250H103ZM116 251V250H115ZM123 251V250H122ZM130 251V250H129ZM160 251V250H159ZM168 251V250H167ZM170 251V250H169ZM17 252H19V253H17ZM44 252V251H43ZM42 252V254L44 255L45 253H43ZM48 252H50V251H48ZM53 253H55L54 251H52ZM69 252H71V251H69ZM80 252H81V250H80ZM111 252V251H110ZM114 252V251H113ZM126 252V251H125ZM234 252H235V254H234ZM240 252H241V254H240ZM21 253V254H20ZM68 252H66V254H67ZM72 253V252H71ZM88 253V252H87ZM94 253H95V251H94ZM116 253H117V251H116ZM115 253V255H117ZM120 253H123V252H120ZM132 253V252H131ZM171 253V252H170ZM239 253V254H238ZM260 254H263L264 253V244H263V246L261 247V249H260V252H259ZM11 254V251L9 252V254L7 253V255H9V256H14L13 254L12 255H10ZM37 254H41V252H39L38 253V250H37ZM48 254V253H47ZM52 254V253H51ZM50 253H49V256L48 257H50V255H51ZM56 254V253H55ZM58 254H59V252H58ZM98 255H99V253H97ZM105 254H106V251H105ZM105 254H103V255H105ZM176 254V253H175ZM244 254V253H243ZM259 254V255H260ZM3 255H4V253H3ZM7 255H5V256H7ZM16 255V257H18ZM31 255H33V256H31ZM76 256H77V254H75ZM79 255H81L80 253H79ZM82 255H83V253H82ZM88 255V254H87ZM107 255L109 256V258H110V254H108V252H107ZM114 255V254H113ZM119 255V254H118ZM117 255V256H118ZM121 255V254H120ZM124 255V254H123ZM132 255V254H131ZM130 255V256H131ZM148 255V254H147ZM184 255V254H183ZM192 255V254H191ZM25 255H23L22 257H23V261H24V259L26 258V261H27V257H26ZM45 256V255H44ZM61 256V255H60ZM90 256L92 257V255L90 254ZM89 256V257H90ZM96 256V255H95ZM107 256V257H108ZM125 256V255H124ZM130 256H128L130 259H131V257ZM171 257H173L174 259H177V256L176 255H174L173 253L170 255ZM185 256V255H184ZM183 256V260H186V257H184ZM197 256H198V254H197ZM245 256V255H244ZM261 256V255H260ZM41 256H37V258H40ZM59 257V256H58ZM62 257V256H61ZM66 257V256H65ZM69 256L67 255V258H68ZM72 258H74L73 256H71ZM81 257V256H80ZM89 257H86V258H88L89 260H90V258ZM97 257H99V256H97ZM107 257L105 258V260L107 259ZM112 257V256H111ZM119 257V256H118ZM123 257V256H122ZM127 257V258H128ZM133 257V256H132ZM178 257H179V254H178ZM239 257V256H238ZM237 257V258H238ZM243 257V256H242ZM3 258H5L4 256H3ZM15 258V257H14ZM45 258V257H44ZM51 258V257H50ZM71 258V259H72ZM77 258H79L78 256H77ZM82 258V257H81ZM108 258V259H109ZM128 258V259H129ZM150 258H151V255H150ZM154 258V257H153ZM166 258V257H165ZM181 258V257H180ZM222 258H220V259H222ZM235 258V257H234ZM7 259H8V257H7ZM9 259H10V257H9ZM12 259V258H11ZM71 259H70V261H71ZM87 259V260H88ZM117 259V258H116ZM115 259V260H116ZM144 259H146V258H144ZM143 259V260H144ZM148 259V258H147ZM164 259V258H163ZM174 259H173V261H174ZM188 259V258H187ZM222 259V260H223ZM236 259V258H235ZM243 260L245 259V258H242ZM257 259V258H256ZM3 260V259H2ZM1 260V261H2ZM16 260H17V258H16ZM31 260V262H32V260L34 261V258H31L30 259ZM39 260H41V259H39ZM79 260V259H78ZM82 260V259H81ZM83 260H84V258H83ZM88 260V261H89ZM99 260V259H98ZM113 260V259H112ZM114 260V261H115ZM119 260V259H118ZM123 260H124V258H123ZM142 260V261H143ZM153 260V259H152ZM159 260V259H158ZM166 260H168L167 258H166ZM180 260V259H179ZM189 260V259H188ZM191 260V259H190ZM230 260V259H229ZM3 261H5V260H3ZM8 261V260H7ZM11 261V260H10ZM10 261L8 262V263H10ZM13 261V260H12ZM18 261H20V259L18 260ZM26 261H24L25 263H26ZM41 261H44L43 260V258H42V260ZM69 261V260H68ZM75 261V260H74ZM73 261V262H74ZM125 261V260H124ZM123 261V262H124ZM151 261V260H150ZM149 261V262H150ZM195 261V260H194ZM232 261V260H231ZM14 262H15V260H14ZM30 262V261H29ZM38 262H40V261H38ZM46 262V261H45ZM50 262V261H49ZM51 262H52V260H51ZM59 262H61V261H59ZM64 261H63V259H62V263H63ZM87 261L85 260V263H86ZM108 262V261H107ZM113 262V261H112ZM112 262H110V263H112ZM153 261H151V263H152ZM160 262V261H159ZM177 262H179V261H176V263ZM188 262V261H187ZM229 262V261H228ZM227 262V264H229ZM5 263V262H4ZM34 263V262H33ZM56 263H58L57 261H56ZM71 263V262H70ZM82 263H83V261H82ZM89 263V262H88ZM92 263V262H91ZM93 263H94V261H93ZM99 263V262H98ZM105 263V262H104ZM109 263V262H108ZM147 263V262H146ZM155 263V262H154ZM1 264V263H0ZM18 264H20V263H18ZM29 264H31V263H29ZM36 264V263H35ZM41 264V263H40ZM44 264V263H43ZM48 264V263H47ZM50 264V263H49ZM53 264H55V263H53ZM59 264V263H58ZM74 264H75V262H74ZM77 264V263H76ZM78 264H80V262L78 263ZM117 264V263H116ZM143 264V263H142ZM157 264V263H156ZM162 264H165V263H162ZM179 264V263H178ZM181 264V263H180ZM186 264H189V263H186ZM225 264V263H224ZM253 264V263H252Z\"/></svg>",
  "mask_w": 264,
  "mask_h": 264
}]
</instances>
